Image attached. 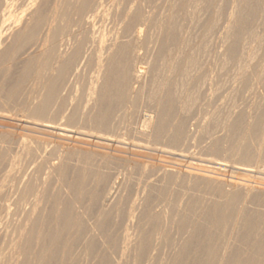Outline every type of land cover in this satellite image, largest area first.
<instances>
[{
  "label": "rangeland",
  "instance_id": "rangeland-1",
  "mask_svg": "<svg viewBox=\"0 0 264 264\" xmlns=\"http://www.w3.org/2000/svg\"><path fill=\"white\" fill-rule=\"evenodd\" d=\"M31 1L34 3L35 0H0V6H1L0 7V13H1L0 14V31H1L0 36L1 37L6 36L3 40L4 42L1 45L2 47H0L1 52H4V53H2L4 55V57H3L2 61L0 62V98L3 99L4 96L9 94L10 90H12V89H14L12 91V93L14 94V96H16V99L12 100L14 102L10 101L11 105H10V103H8L12 109L9 107L8 104L6 106L5 105L6 103H4V105L6 107L3 105V107L1 108L3 103L0 102V104H1L0 105V108H1L0 114L1 113L4 114V115H2V114L0 115V118L3 119V120L0 119V126L2 125L0 128V132L2 130L8 132L12 128L10 130L9 134H6L7 136L4 135V137H1L2 140L0 138V141L4 142V144L6 145L5 146L4 144H2L3 149L0 148L1 149L0 150V160L2 162H4L6 160V156H8L6 154L10 153L11 152L10 150L13 148V146H15V148L12 149L13 152L10 153V154L13 153V155H15V156H13L14 159H13V157H10V156H12L10 154H9L10 156L7 157V158L10 157V159H8V160L11 163L8 160H6L7 161V165H6L5 164L6 162L2 163L0 161V163H1L0 169L3 172V173L0 172V188L3 187V188H1L2 190L0 189V191H1L0 192V198H3L4 204L6 202H8L9 200H11V201H9V203H6V205H3L2 201H1L2 199L0 200V207L7 208L6 206L8 204L7 209L9 210V212L7 209L6 210L4 209V211H3V209L0 208V217H2L4 214H6L2 217L3 219L2 218L0 219V226L2 227V228L0 227V234H2V235H0V238L2 237L0 239L1 240L0 241V244H1V246H0V262L1 263L0 264H6L7 261H10L8 259L9 255H10L9 250L12 248V244L9 245V243L11 242V240H10L11 235L10 234H12L11 231H13V229H14L15 219L17 220L19 218V216H16V214H18V212L20 214V212H21L19 210H16L18 208V206H17V208L16 207L14 208V206H16V204H17L16 200H17L18 196H16V195H18V194L16 193V188H15L16 185L13 183H16V181L19 180L18 179L19 177H21V178L23 177V176H21L22 173H23L22 175H24V174H28L30 171L33 173V177L34 176L36 177V175L39 177H43V175H44L43 178L46 180V181H43L44 179H42V178H41L42 180L40 178H39L40 179L39 180L38 177H36V178L34 177L36 180V182H35V180L33 181V179H32L33 184H34V182L37 184V182L39 183V181H42L39 183V185L44 190V191H42L44 195L41 194V196L43 195L44 197L42 196V197H40V199L44 198L43 200L45 202L44 203L41 200L42 203H41V201H39L40 204H39V202L37 204L38 208H36V209H37V212L39 215L37 216L36 219H39V220H37L39 225L38 224L36 225L37 229L35 232L38 231L39 226L41 224V227H43V228H40L39 233H41V231H42V233H45V235L47 237L52 236V235H54V236L56 235L55 242H54L55 247L53 244L51 250H49L43 254L44 255L43 258H45L44 259L45 264H60V263L61 264H70V263L71 264H98V263L99 264H115L116 262H118L116 264H119V263L120 264H218V263L221 264L222 259H223L222 264H264V193H263L264 192V72L261 73V76L253 77V76H251L249 67L247 66L248 64L249 65L252 64V66H253L255 63L261 61V59L264 57L263 56L264 55V50H263L264 49V13H261L262 11L260 9L263 7V5L257 6V5H254V3H253L254 6L250 5L249 3H252V1L254 2V0H251V1L250 0H247V1L246 0H241V1L240 0H186V1L185 0H183V1L182 0H174V1L169 0V2H168V0H165V1L164 0L163 1L162 0H121V1L120 0H105V1L101 0V2H100V0H97L99 2H96V0H94L95 4H94V2H92V0H89V1L86 0L90 4L86 3V5H83L84 0H77V1L81 2L82 6H85L84 8L88 7L87 8L88 10H87V9L81 8L82 6L80 5L79 2L77 3L76 0H46L45 2L43 1V5H44L43 9L44 8L45 9L44 10L42 9V12H40V14H41L40 17H42V22L40 23V25L39 26L30 25L29 28L24 29V33L25 34L27 33L26 35L30 34L28 36V37H30L29 39H27L28 37L25 34H22L25 36H22V35H20L21 37L18 36L17 37L18 39H17V38H15L16 37V34H14L15 31L17 34L21 33L22 29L24 28L23 25H26L27 23H28V25L30 24L29 20H28V22L26 20L29 17V14L33 11V9H31V7L33 5ZM235 1H236V4H234ZM132 2H133V5H135V6L131 5ZM1 4L4 5V7H2ZM78 4H79V6H78ZM84 4H85V2H84ZM91 4L94 7L90 13V11H89L90 8L88 5L91 6ZM238 4H239V7H237V8H239V10H236L234 12H235V14L239 15V17L242 18L241 19L242 21H240V18H238V20L232 19L231 21H233V20L234 21L229 22V25H228V16H229V14H231V11H232L231 7L233 5L238 6ZM246 4H248V5L246 6ZM48 5H49V7H48ZM96 5H98V6H96ZM50 7H52L51 9H53V7L55 8V14L56 15H55V18L53 19V22H52V26L54 28L52 29V27H51V31H50V32H52V34L55 35V37L53 40V36L51 34L52 38L50 37L48 40H46L44 42L48 46L49 45L53 46V47L49 46L53 50H50V48L47 45H43L45 43H43V38H42V37H44L46 39V35H44V34L45 33L48 34V32H49V28H48L47 23H49L51 13L53 12L50 9ZM253 7H254V9H255V7L257 9L254 10ZM48 8L52 12H50V10ZM129 8L131 9V11L132 10L133 11L131 12L129 10ZM169 8H170V10H169ZM8 9H10V10H8ZM82 9H83V11H82ZM240 9H242L241 12H240ZM6 10H8V11H6ZM84 10H86L89 18L87 16V14L83 15V12L86 13ZM245 10H247V11L245 12ZM80 11H81V13H80ZM237 11H239V12H237ZM127 12H129L130 15ZM126 13L128 14V16L130 18L127 17ZM10 14H11V16H10ZM23 14L27 15V16H25L26 17L25 19H23L24 18ZM80 15H81V17H79ZM124 15H126V16H124ZM131 15H132V17H131ZM82 16L83 17L85 16V17L83 18ZM134 16H135V18H134ZM138 17H140V18H138ZM17 18H20V20ZM123 18L128 19V20H125ZM139 19H141V20H139ZM120 20H122V21L120 22ZM137 20L142 21V23L139 22L142 25H140L137 22ZM10 21H12V22H10ZM123 21H125V22H123ZM161 21L163 22V24ZM14 23L15 24L18 23L20 26L18 24H16L18 26H15ZM135 23H137V24H135ZM207 24H209V25H207ZM7 25H8V27H7ZM126 25H129V26H126ZM135 25H137V26H135ZM138 25L142 26L143 28L141 27V29H140V26H138ZM239 25L241 27H243V26L244 27L241 29V27ZM2 26H4V27H2ZM10 27H11L12 31L15 30L14 33L12 31H10V29H9ZM135 27H137L136 29L142 30V38L144 37L143 43L134 51L138 55H135L134 52H133L134 53L133 55L131 54L132 53L131 50H134V45L132 42H130V43L128 42V39L130 41V33L129 32L131 30L133 31L135 29ZM2 28H4V29H2ZM129 28H131V29H129ZM18 30L20 32H18ZM116 30L117 31L121 30L120 32H122V33L119 34V32L117 33ZM144 32L146 33V35ZM11 33H13L14 35ZM5 34L9 35V38H7V35H5ZM116 34H119V36L122 34L123 35L125 34V36L122 35L123 38L121 39V40H123V43L124 42L125 43L124 44L122 43L121 47H119L120 50L117 49V53L113 52L114 58H112V56H111L112 54L109 55L112 58L110 60L111 61L110 62L108 59L109 56L106 53V51H107L106 48L108 46L107 44H109V40L112 39ZM11 35L14 36L13 39H12ZM154 35H157L158 39H155V38H157V36H154ZM122 36H120V37H122ZM145 36H146V38H145ZM149 36H152V37L149 38ZM61 37H63L62 39L64 41L61 39ZM79 37H80V39H79ZM162 38H163V40H162ZM149 39H151V41ZM49 40H52V41L49 42ZM154 40H155V42H154ZM252 40L254 43L252 42ZM22 41H24V42H22ZM25 41H27V42H25ZM65 42L66 43L69 42V43L66 45ZM24 43H25V45H24ZM54 43H56V44H54ZM76 44H79V45L77 46ZM83 44H85V45H83ZM55 45H57V46H55ZM128 45H129V47H131V50H129L130 48L128 47ZM217 45H218V47H217ZM252 45L256 49H254ZM86 46L87 47L90 46V47L87 48ZM57 47L61 50L65 49V48L66 49L69 48L68 50L71 49V51L77 47L76 50L78 49L79 53H77V51H75V52L77 53V57L79 59L76 58L75 61L77 64V66H76L77 70L76 71H78V72L75 71L77 73V76H76V73L73 72L74 73L73 74V73L69 72L66 74L67 76L66 75L63 76L64 78L62 80L60 79V81L59 80L57 81L56 86H58V87L55 86V88H56V91L57 90H59V91H57L58 93L55 92V96L58 97V100H57V97H55V99L57 100L56 101L57 103L54 100L55 105L53 104L54 106H52L51 110H49L50 113L48 112L49 120L50 121L52 119L55 121L58 120L59 122L58 121L57 122L51 121V122L54 123L55 126H58L56 124H59V128H63L64 130L65 129L68 130V128H69L68 131H71L72 135L74 137L76 136L77 139L81 138V140L85 139L86 141H88V139L90 138L89 142H92V140L97 141L98 138H106L112 142H114V140H115L114 144H117V146L123 148V151L125 152V153H120V154L118 153L117 154V152H114L112 150H109V149L105 150V149H100V148H97V149H100L97 151V149L91 145H88V146L86 145L87 147L84 146V148L86 150L85 154H84L83 150H81V151L76 150L75 152H77V154L74 153V151H72L70 154L73 156L70 155L71 157L69 156L68 159L70 160L72 157H75L74 158L75 160H73L74 162L71 160L72 163L68 159H67V161H65L64 164H66V166H64V164H63V167L61 168L62 171L60 170L62 172L61 173L62 175L60 174V176H59L60 178H62V176H65V177H63L62 179H60L58 177L60 180L57 177H55V179H54L53 177L55 175H53V176L49 175L50 178H48V173H47L48 169H46V167H47L46 165L56 163V159L53 155L52 156L54 158H52V156L48 157V155H47L48 151L47 150H46L47 152H45L46 155H43L44 154L43 151H45V150H43V151L42 150H40V151L36 150L35 151L34 148H28L26 150H28V151L30 150L29 153L26 150L22 149V150L26 151L27 156L29 154L28 157L26 155L23 157L25 152L23 153V151H21V148L19 150V147H21V146L18 145L17 138L15 136L17 132L18 133L22 132L21 133L22 135H25V136L28 135V137H30V138H33V136H34L35 139L37 137L40 139V134H41V138L43 137L41 140L47 139L49 136V134H47L46 132L29 125V123H37V122H33V121L30 122L31 119L29 118V115H28L29 111H27V110H30L29 107L27 106L29 103L27 101H30V100L26 99V97H30L31 95L34 94V92L36 93L37 89L34 86L41 85L42 81H44L45 78L47 77L45 74L46 73L49 74V71L47 69L46 70H44V69L49 67L48 64L49 65L51 64L52 59H53L52 56H54L56 54V52L59 51V50H57L58 49ZM101 47H105L104 50L100 49ZM213 47H215V48H213ZM244 48L245 49L248 48V53H247V51L245 52ZM87 49H89V50H87ZM257 49H259L257 52L259 57L260 58L262 56L263 57L261 59L257 58V60H255L254 57H258V55L256 53ZM48 50L53 51V52H48ZM123 50H125V51H123ZM118 51H120L121 53H118ZM86 52H88V53H86ZM97 52L98 53L101 52V55H100V53L97 54ZM125 52H127V53L125 54ZM249 52L251 54L252 53L253 54L251 55ZM122 53H124V54H122ZM78 54H80V55L78 56ZM104 54H105V57L103 56ZM119 54H121L122 56ZM247 55H250L252 57L248 56V58H247ZM253 55H254V57H253ZM97 56H99V57L97 58ZM133 56L134 57L138 56V57H140V59L138 57H137V59L133 58ZM222 56H223V58H222ZM39 57H41L40 60H39ZM90 57H91V59H90ZM245 57L248 60L252 59V58H254V59L248 61ZM96 58H97V61H96ZM131 58H132V60H131ZM44 59H46V60L44 61ZM85 59H88V60H85ZM98 59H101L102 62H104V61L106 62L108 59L109 66L107 65L108 61L106 63L105 62L103 63L106 65V67H104L105 65H103V67H102V69H103L102 71H104L103 75H101L103 77V78L101 77L103 79V80L101 79L102 83L104 82L102 84L103 87L101 86V88H100L101 91L99 90V92H97V95L94 96V99L92 101H89V100H87V95L89 92L88 87H89V85L92 86L93 80L95 81L94 77L97 76L96 72L98 71L97 69L99 67H96V66L101 62V60L98 62ZM124 59H126V60H124ZM129 60H131V61H129ZM254 60L257 62L253 63ZM262 60L263 61H261L259 64L257 63L258 69L260 68V70L262 69V66L264 64V58ZM8 61H9V63H8ZM30 61H31L32 65H31ZM49 61H51V62H49ZM81 61H83V62H81ZM247 61H248V63H247ZM42 62H45V63H42ZM121 62H123V64L127 62L126 65L129 63L128 64L129 66H131V64L133 65V63H137L138 66H140L139 68L140 69L142 68L141 70L145 73V76H146V77H144V79L145 78L146 79L143 80L140 83V85H137V86L134 85L137 88L136 93L133 97L135 100L133 98L129 99L130 102H127V101H129L128 100L129 97H127V95H126V92L129 88V84H128L129 82L127 79L128 77H126L128 75H123L124 72L120 73L121 71H124L122 69L120 71V68H121L120 65L122 64ZM243 63H244V65L247 63L246 67L244 65H242ZM35 64H36V66H34ZM45 64H46V66H45ZM118 65H119V67H118ZM170 66L173 68H171ZM24 68H26V69H24ZM108 68H109V73H111V74L108 73ZM115 68L117 69L116 71H115ZM28 69H30V70H28ZM48 69L50 70V67ZM24 70H26V71H24ZM36 70H41L39 72L37 71L38 73H41V74H38L36 72ZM106 70H107V74H105ZM251 70H253V69H251ZM263 70H264V68H263ZM43 71H44V73H43ZM248 72H249V75H248ZM112 73L114 76L112 75ZM32 74H34L35 76ZM95 74H96V76H95ZM69 77H70V79H69ZM112 77H114V78H112ZM37 78H38V80H37ZM50 78H55V76L53 75V77H50ZM125 78L127 79V82H126ZM257 78H259V79H257ZM105 79H107V80H105ZM33 80H35V81H33ZM39 80H41V82ZM101 80L99 82H101ZM106 81H107V83H106ZM124 81H125V83H124ZM89 82L90 83L92 82V83L90 84ZM121 82L124 84H127L128 85V86L126 85L127 88H123L125 86H122ZM105 83H106V85H105ZM197 83H199V84H197ZM109 84H110V86H109ZM261 85H262V87H261ZM105 87H107L108 89ZM118 88L119 89L121 88V89L118 90ZM139 88H141V89H139ZM125 89H127V90H125ZM116 90H117V92H116ZM16 92H18V93H16ZM27 93H29V94H27ZM56 93L59 96L56 95ZM114 93L118 96H115ZM66 95H67V97H66ZM14 98L15 97H13V99ZM160 99H161V101H159ZM15 101H16V103H15ZM94 101H96V102H94ZM54 102H52V103H54ZM92 103L93 104L95 103V104L93 105ZM123 104H125V105H123ZM13 105H15V106H13ZM163 105H165V106H163ZM4 107L7 110L6 113L4 111L5 110ZM17 107L18 108L20 107L19 108L20 110ZM104 107H105V109H104ZM2 109H4V110H2ZM10 109L12 112L10 111ZM89 109L91 110V112ZM1 111H4V113ZM66 112H67V114H66ZM156 113H157V116H156ZM26 114L28 115V117L26 116ZM10 115H11V117H10ZM24 116H26V119ZM68 116H70L71 119L74 117H76V118H74L70 121L67 119L65 120V118ZM98 116L99 117L101 116L100 118L102 120ZM104 116H106L108 121H106V118L103 119ZM147 116L148 117L152 116L151 120H153L152 124L154 127L151 126L152 128H150V129L152 131H149L148 133H144L140 130L141 120L143 119V117H147ZM4 117L6 118V120ZM8 118H10V119H8ZM93 118L95 119L94 122H93V120H94ZM27 119H30L29 123H28V121L26 122ZM91 119H93V120H91ZM96 121L101 122V123H98ZM102 121L105 123H103ZM106 122H107V125H109V126L106 125ZM14 123H15V125H14ZM25 123H27V124H25ZM97 123H98V125H97ZM84 124H86V125H84ZM102 124H104V125H102ZM20 126H22V127H20ZM23 126H25L26 128ZM104 126H106V127H104ZM6 127H9V128H6ZM17 127H18V130H17ZM70 127L74 128V129L71 130ZM14 128L17 130V132ZM27 128H29L30 130ZM96 128L100 134L97 133L96 135H94L97 132L94 130ZM31 129H33V130H31ZM35 129H37V131ZM88 129H90V131L91 130L95 131V132H93L94 134L92 133V131H91V133H89L90 131ZM38 130H39V132H38ZM81 131H84V133ZM111 132L114 133V136H112L113 134ZM190 132H192V133H190ZM28 133H30V136ZM82 133H83V135H81ZM168 133H169V135H168ZM10 134H11V136H10ZM91 134H93V135H91ZM43 135H45V136H43ZM210 135H212V136H210ZM93 136H95V137H93ZM177 136H178V138H177ZM8 137H9V139H8ZM10 137H12V138H10ZM83 137H84V139H83ZM38 138L36 140H39ZM49 138H50V136H49ZM120 138H121V140H120ZM5 139H6V141H3ZM129 139H131V140H129ZM118 140H119V143L117 142ZM127 141L129 144L127 143ZM7 145L8 146L12 145V146L8 147ZM0 146H1V144H0ZM7 148H9V152L7 151L5 153V151L8 150ZM87 148H89V149L91 148L90 149L91 152L93 150L94 157H96V156L98 157V155L100 154V157L103 156V157H105V159L103 158L101 160V158H94L92 155L93 152L91 153ZM243 148H244V150H243ZM4 149H5V151H3ZM94 149H96V150H94ZM149 149H151V151ZM152 149H154V150H152ZM161 149H164V150H161ZM15 150H16V153L14 152ZM37 151H38V153H37ZM41 151H42L41 154L43 156H39V155H41L40 154ZM95 151H97V152H95ZM99 151H101V152L98 153ZM164 151L165 152H172L173 151L174 153L176 152L178 154H182V155L184 154L186 159L183 160V159L176 157L177 159L172 158L171 160L170 159L164 160L161 158V157H163ZM180 151H181V153H179ZM3 152H4L5 158H3V155H2ZM21 152L23 155L21 154ZM31 152L37 153V155L39 157L43 158V159L40 158V160L42 159L44 161V158H47V157L50 158L51 157V159H54V161H55V162L54 161L51 162L52 160L50 159L51 161L49 160L48 161L49 164L44 165L45 167L42 166L43 164L40 165V163L43 162L42 160H41L42 162H39V165L42 166V168L39 166L40 170L43 168L46 169V170L45 169L43 170V172L45 174H43L42 171H40V172L36 171L37 173L42 174V176L33 172L35 170H38L39 167L37 165L38 162L35 163V160H34V162L32 161L34 158L32 156H35V154L31 153ZM87 152H88V154H87ZM89 152L91 154H89ZM242 152H246V154L248 153V155L244 154L245 156H243ZM109 153L112 155H110ZM19 154H21V155H19ZM30 154L32 156H30ZM101 154H103V155L101 156ZM38 156L37 157L35 156L36 159L38 158ZM76 156L80 157L79 159H82L83 161H80ZM122 156H124V159ZM31 157H32V159H31ZM88 157H89V159H88ZM29 159L33 163H35L36 165L35 164L33 165L32 162H29L30 161ZM92 159L94 161L96 159L97 161L94 162ZM120 159H123V160H120ZM24 160H27V162ZM76 160H79L78 161L79 164H75L77 162ZM87 160L88 161L90 160V162H88ZM125 160L127 162H129L130 165L133 164L132 165L133 167L130 166L129 163H126ZM37 161H39V158L37 159ZM134 161H136V162H134ZM204 161H206V162H204ZM8 162H9V164H8ZM25 162L27 164L30 163L33 166L27 165ZM44 162H46V161H44ZM81 162H84V163H81ZM97 162L98 163L101 162L102 164L100 163V165L97 166V164H98ZM124 162H125V165H124ZM131 162H133V163L131 164ZM207 162L210 163V165ZM80 163L83 165L86 163L85 164L86 166L84 165L86 168H84V166L80 165ZM91 163L93 166H90ZM93 163H95V164L97 163L96 166ZM105 163L108 166H106ZM135 163H137V164L135 165ZM151 163H153V164H151ZM158 163H160V164L157 165ZM205 163H206V165H205ZM215 163L216 164L220 163V164H224V165L227 164V166H229V167H233V165H234V167H236V166L242 167L243 165H249L250 167H252L250 169L254 170L253 171L254 173H251L250 175H248L249 177L248 176L244 177V175H241V174L238 175V173H236L237 174L236 175L235 171L230 170V169H228V172L227 171L226 172L218 171L215 168L209 169V166H211L212 164H215ZM155 164H156V166H155ZM162 164L166 168H170V167H171V169L178 168L176 170L181 169L180 171H184V172L186 171V172H190V173L193 172V173L192 174L189 173L190 176L184 175L185 178H184V176H182V177L179 176V178H177L176 176L171 175L170 177H167L164 179L162 178V180H161L160 178L162 176L160 174V170H161L160 168L163 167V166H161ZM2 165H4L5 167L7 166V167L5 168ZM8 165H10V167ZM102 165L105 166V169ZM126 165H128V166H126ZM20 166L22 167V169ZM26 166H27V170H26ZM35 166H36V168H34ZM146 166H148V167L151 166V168L147 167V169H145ZM3 167H4V169H3ZM17 167L19 168V170ZM98 167H100V168H98ZM23 168H24V171H23ZM30 169H32V170H30ZM140 169L142 170V172L146 171L145 172L146 175L144 172L142 173ZM6 170L7 171L9 170V172H7ZM17 170L19 172H20V170L23 171V172H20L19 177L17 174L18 172H16ZM63 170H65V171H63ZM148 170H149L148 173L151 174L150 176L147 174ZM60 171H59V173H60ZM15 172H16V174H15ZM96 172H97V174H95ZM110 172H111V175H110ZM155 174H157V175H155ZM29 175H30V173H29ZM57 175H59V174H57ZM95 175H98V177L97 176L95 177ZM158 175H160L159 176L160 178L158 177ZM196 175H198L197 178H196ZM101 176H104L102 178H105L107 176L106 179L101 178V180H107V178H109V176H110L109 179L114 178V180L119 181V183L123 182V183H121V185L122 184L123 185L120 186V188H119V191H118L119 193L117 192V194H116L118 197L116 198L115 197L116 195L114 196V198H115L114 201L116 203L113 201L112 202L113 205L111 204L108 207H106V210L108 209L107 211L104 210L105 207H102L100 203L98 204L99 196L101 195V192L103 190L102 187L105 186L104 185L105 181H102L103 183H101V180L99 179V177H101ZM194 176H195V179H194ZM207 176L209 178H207ZM217 176H219V177H217ZM94 177L98 178L100 180L99 182H100L101 186H99V182H97L98 179H97V181L93 180ZM175 177L177 178L178 181L176 180ZM215 177H217V179H214ZM47 178H48V180H47ZM188 178H190V179H188ZM202 178H206V179H202ZM210 178H212V179L210 180ZM14 179H16V180H14ZM37 180H39V181H37ZM56 180H57V182H56ZM89 180L91 183L89 182ZM215 180H217V181H215ZM221 180H223V182L224 181H226V182H224V184H223ZM63 181H64L65 185L68 184L67 186L69 188L71 187V185H73V187H72L73 189L70 188L68 191V187L63 184ZM73 181H75L76 183ZM95 181L97 182L98 185H96V183H94ZM43 182L44 183L46 182V187L45 186L43 187V185H45ZM220 182H221V184H220ZM41 183H42V185H41ZM244 183L247 185V188L251 190V193L249 195L250 197L248 196L247 199H245L247 201V203H246V201H244V198H243L244 197L243 188H244V186H246ZM9 184H11V185H9ZM36 184H35V186H39ZM74 184H76V185H74ZM88 184L89 185L93 184L92 186H94V184H95V186H94L95 188L92 187L91 185L89 186ZM238 184L239 185L241 184V187ZM80 185L82 187H80ZM248 185H250V186H248ZM61 186H63V187H61ZM64 186L67 188H64ZM229 186H232V188H231L232 194L226 195L227 190L230 189ZM235 186L238 188L240 187V188L237 189V188H235ZM254 186H255V189L253 191L252 189L254 188ZM40 187H33V189L35 190L37 188L41 191L42 189H40ZM47 187L49 190L47 189ZM59 188H61V189H59ZM93 188L96 190L98 188V190H97L98 194H97V191H95V190H94V192H96L95 194L93 191H91V190H93ZM257 188H259L260 192L256 191V190H258ZM13 189H14V191H13ZM52 189H54V190H52ZM83 189H85V190H83ZM100 189H102L101 192H100ZM46 190H47V192H46ZM90 191L92 193H90ZM49 192H50V194H49ZM223 192H225V193H223ZM12 193H15V194H12ZM79 193H80V196L78 197ZM72 194L74 197L76 195L75 200H74V197L72 196ZM91 195H93V196L96 195L95 198L98 197V199L96 198V200L94 201L97 205H94L95 204L94 202L90 203L88 201V199L90 198ZM232 195H234V197L230 198L229 196H232ZM8 197H10L9 200H7ZM15 197H17V198H15ZM12 198H14V199L12 200ZM29 198H30V200L33 199L31 196ZM70 199H71V202H70ZM77 199H79V201ZM59 200H60V202H59ZM56 201L62 206L63 209L61 208V206H59L58 203H57L58 205H56V203H55ZM61 201H62V204L64 203L63 205L61 204ZM77 201H78V203L80 202V204L82 203L81 204L82 207L80 206L81 209L77 207V204H78ZM139 201H140V204L142 203L141 205L139 204ZM83 202L85 203V205L83 204ZM54 203H55V206H54ZM86 203H87V205H86ZM137 203L139 204V206ZM10 204H11V206H10ZM41 204H43V205H41ZM73 204H75V205L73 206ZM89 204H90V207H89ZM242 204H244V205H242ZM1 205H3V206H1ZM152 205H154V206H152ZM42 206H44V209ZM86 206H88L89 208L87 207L88 208L87 209ZM25 207L26 208L30 207V204L25 206ZM25 207H23V209ZM40 207H42L41 209L44 210L43 214H42V210L40 209ZM56 207L57 208L59 207V208L57 209ZM72 207L74 208V210ZM82 208H83V210H82ZM66 209L68 210V212ZM216 210L217 211L219 210L218 211L219 213L216 212ZM225 210H226V212H225L226 214L224 213ZM238 210H240V211H238ZM81 211H82V214L84 216L81 215ZM102 211H104L105 213H103ZM131 211L134 212V214ZM2 212H5V213H3L1 216ZM106 212H110V213H106ZM66 213H67V215H66ZM130 213H132L131 215H133L132 217H134V218H132V217L128 218L127 217V215ZM101 214H103V215L105 214V216L102 218L103 215L101 216ZM49 215H50V217H49ZM98 215L101 216L100 221H99L100 216H98ZM165 215H166V217H165ZM220 215L221 216L227 215V218L223 219V217H220ZM41 216H43V218H41ZM69 216L70 217L72 216L71 217L72 219ZM4 217H8V219L4 218ZM66 217L68 218V220ZM126 218L131 220L133 223L131 221H129V225H128V219H126ZM135 218H136V220H135ZM236 219H237V221H236ZM10 220H11L12 224L10 223ZM92 220H94V221H92ZM221 220H222V222H220ZM37 221H35V222H37ZM40 221H43V222H40ZM51 221H52V223H51ZM55 221H57V222H55ZM76 221H78L80 225H78V222H76ZM95 221H97V222H95ZM93 222H95V226L97 229L96 233H98V234L94 233L97 236H95V235L93 236V234H92L93 237L90 234V240H89L90 242H89L87 239V238H89L88 237L89 234H87V233L90 230L89 225H91V226L94 225ZM97 223H98V225H97ZM234 223H235L234 229L232 232H230L231 226ZM131 224H133V225L131 226ZM3 226L5 227L4 229H3ZM98 226H99V229H98ZM62 227H64V228H62ZM235 227H236V229H235ZM45 229H47V230H45ZM64 229L67 231H65ZM127 229L129 230V233H130L131 229H133L131 233H133L134 235L126 233V232H128ZM158 230H159V232H157ZM234 230H236V231H234ZM48 231H50V232H48ZM76 231H78V232H76ZM134 231L135 232L137 231V232L134 233ZM138 232H140V233H138ZM159 233H160V235H159ZM139 234H140L141 238H139ZM104 235L105 236L107 235V236L105 237ZM125 235H126V237L128 236V238L131 236L133 238V236H134V239L138 235V237H136V239H139V241L138 240H137L138 242L133 241L134 239H132V238H131L132 241H130L129 240L130 238L129 239L127 238L130 242H132V243L128 244L129 243L128 240L124 239ZM6 236H7V238H6ZM159 236H160V238H159ZM69 237H70V239H69ZM97 237L99 239H97ZM100 237H102V238H100ZM228 237L231 238L232 243H230V246L228 248L229 251L226 252V256L224 254V257L221 258L220 257L221 256V253H220L221 248L223 246V243H225L227 241ZM73 238H74V240H73ZM154 238H155V240H154ZM157 239H159V240L161 239V240L159 241ZM225 239H226V241H225ZM124 240H125V242H124ZM83 242H84V245H83ZM115 243H116V245H115ZM125 243H127V244L125 245ZM87 244L91 247L93 246L92 248L90 247L91 250H88L89 248L87 249L88 251L84 250V246ZM122 244L124 246H122ZM258 244H260V245H258ZM5 245H8V246H5ZM62 245L64 247H62ZM95 245H97V246H95ZM129 245L132 249L130 247H128ZM135 245H138V247L136 246L134 248ZM141 246H143V247H141ZM219 246H220V248H219ZM5 247H6V249H5ZM122 247H125L123 249L126 250L127 253L126 252L122 253V251H121V250H123ZM140 247L143 249V250H141L142 252L139 250V249H141ZM217 247H218L219 251L217 250ZM1 248H3L4 250L3 249L1 250ZM32 249H34V248H32ZM68 249H69V251H68ZM60 250H61L62 254L60 253ZM132 250H134V251H132ZM214 250L216 252H214V254H212V252ZM1 251H4V252H1ZM10 251H12V249ZM210 252H211V254H210ZM2 253L5 254V256H2L3 255ZM8 253H9V255H8ZM120 253L122 255H120ZM124 253H126V254L123 256ZM66 255H67V257H66ZM31 256L32 255H30V254H26L24 257L26 259H24V258L20 259L21 261L19 260V264H22V263L23 264H31L30 263V261H31L30 257ZM28 258L30 260L27 261ZM99 258H101V259H99ZM46 260H48L49 262H47ZM145 260H147V261H145ZM148 260H149V262H148Z\"/></svg>",
  "mask_w": 264,
  "mask_h": 264
},
{
  "label": "bare ground",
  "instance_id": "bare-ground-1",
  "mask_svg": "<svg viewBox=\"0 0 264 264\" xmlns=\"http://www.w3.org/2000/svg\"><path fill=\"white\" fill-rule=\"evenodd\" d=\"M43 1L45 2L46 0H35L34 1V3L32 2V7H31V9H33V11L29 14V17L27 18V22H28V20H29V22H30V24L28 25V23L26 24V25H23V29H22V31H21V33H16V31L15 30H13L12 31V29H11V27L9 28L10 29V31H12L13 33H14V31H15V33L14 34H16V37L15 38H17L18 36H20V35H22V34H25L24 33V29H27V28H29L30 27V25H32V26H39L40 25V23L42 22V17H40V12H42V9H43V7H44V5H43ZM77 1V0H76ZM89 1V0H88ZM105 1V0H104ZM121 1V0H120ZM163 1V0H162ZM165 1V0H164ZM172 1V0H171ZM174 1V0H173ZM183 1V0H182ZM186 1V0H185ZM241 1V0H240ZM247 1V0H246ZM251 1V0H250ZM249 1V2H250ZM4 2V1H3ZM55 2V1H54ZM80 3V5H81V2L80 1H77V3ZM84 2H85V4H84ZM84 2H83V5H86V3L87 4H90L89 2H87L86 0H84ZM92 2H94V0H92ZM96 2H99V1H97L96 0ZM100 2H101V0H100ZM119 2V1H118ZM127 2V1H126ZM168 2H169V0H168ZM248 2V3H249ZM50 3V2H49ZM60 3V2H59ZM58 3V4H59ZM103 3V2H102ZM137 3V2H136ZM234 3V2H233ZM253 3H254V5H263V7L262 8H260L261 9V13H264V0H254V2L252 1V3H249L250 5H252V6H254L253 5ZM7 4V3H6ZM45 4V3H44ZM70 4V3H69ZM73 4V3H72ZM94 4H95V2H94ZM131 4V3H130ZM129 4V5H130ZM152 4V3H151ZM234 4H236V1H235V3ZM244 4V3H243ZM242 4V5H243ZM2 5V4H1ZM12 5V4H11ZM63 5V4H62ZM131 5H133V2H132V4ZM140 5V4H139ZM143 5V4H142ZM170 5V4H169ZM232 5V4H231ZM241 5V4H240ZM245 5V4H244ZM248 4H246V6H247ZM47 6V5H46ZM78 6H79V4H78ZM82 6V5H81ZM89 6V8H90V13H91V11L93 10V5L91 4V6L90 5H88ZM96 6H98V5H96ZM133 6H135V5H133ZM172 6V5H171ZM227 6V5H226ZM245 6V7H246ZM1 7V6H0ZM2 7H4V5H2ZM48 7H49V5H48ZM85 6H82L81 8H84ZM87 7V6H86ZM118 7V6H117ZM130 7V6H129ZM237 7H239V4H238V6H232L231 7V14H229V16H228V25H229V22H233L234 20H238V18H240V21H242L241 19V17H239V15H237V14H235V12L234 11H236V10H239V8H237ZM243 7V6H242ZM241 7V8H242ZM251 7V6H250ZM52 7H50V9H51ZM88 8V7H87ZM87 8H84V9H87ZM134 8V7H133ZM132 8V9H133ZM139 8V7H138ZM149 8V7H148ZM173 8V7H172ZM198 8V7H197ZM45 9V8H44ZM43 9V10H44ZM49 9V8H48ZM47 9V10H48ZM49 9V10H50ZM97 9V8H96ZM175 9V8H174ZM253 9H254V7H253ZM255 9H257L256 7H255ZM254 9V10H255ZM8 10H10V9H8ZM8 10H6V11H8ZM53 12H52V11ZM50 10V12H52L51 13V17H50V21H49V23H47L48 24V28H49V32H48V34L47 33H45L44 35H46V39L44 38V37H42L43 38V43H45L44 41H46V40H48L50 37H51V34H52V32H50L51 31V27H52V29L54 28L53 26H52V22H53V19L55 18V8L53 7V9H51ZM88 10V9H87ZM95 10V9H94ZM128 10V9H127ZM129 10L131 11V9L129 8ZM169 10H170V8H169ZM241 10L242 9H240V12H241ZM244 10V9H243ZM251 10V9H250ZM2 11V10H1ZM5 11V12H6ZM82 11H83V9H82ZM85 12H86V10H84ZM125 11V10H124ZM133 11V10H132ZM131 11V12H132ZM137 11V10H136ZM247 10H245V12H246ZM57 12V11H56ZM138 12V11H137ZM229 12V11H228ZM237 12H239V11H237ZM4 13V12H3ZM80 13H81V11H80ZM89 13V12H88ZM95 13V12H94ZM128 14H129V12H127ZM126 13V15H127V17H129L128 16V14ZM154 13V12H153ZM249 13V12H248ZM260 13V14H261ZM1 14V13H0ZM84 14H87V12L86 13H84L83 12V15ZM122 14V13H121ZM170 14V13H169ZM24 15V14H23ZM76 15V14H75ZM92 15V14H91ZM94 15V14H93ZM126 15H124V16H126ZM130 15V14H129ZM134 15V14H133ZM139 15V14H138ZM262 15V14H261ZM9 16V15H8ZM10 16H11V14H10ZM25 16H27L26 14L23 16L24 18L23 19H25L26 17ZM78 16V15H77ZM87 16H88V14H87ZM105 16V15H104ZM79 17H81V15L79 16ZM83 17V16H82ZM85 17V16H84ZM83 17V18H84ZM131 17H132V15H131ZM144 17V16H143ZM222 17V16H221ZM247 17V16H246ZM249 17V16H248ZM6 18V17H5ZM11 18V17H10ZM22 18V17H21ZM69 18V17H68ZM87 18V17H86ZM88 18H89V16H88ZM87 18V19H88ZM130 18V17H129ZM134 18H135V16H134ZM138 18H140V17H138ZM146 18V17H145ZM17 19H19L20 20V18H17ZM47 19V18H46ZM80 19V18H79ZM101 19V18H100ZM123 19H125V18H123ZM133 19V18H132ZM232 19H234L233 21H231ZM248 19V18H247ZM250 19V18H249ZM95 20V19H94ZM125 20H128V19H125ZM139 20H141V19H139ZM163 20V19H162ZM230 20V21H229ZM244 20V19H243ZM93 21V20H92ZM122 20H120V22H121ZM165 21V20H164ZM208 21V20H207ZM245 21V20H244ZM243 21V22H244ZM10 22H12V21H10ZM80 22V21H79ZM86 22V21H85ZM116 22V21H115ZM119 22V23H120ZM123 22H125V21H123ZM127 22V21H126ZM136 22V21H135ZM137 22L139 23V22H141L142 23V21H138L137 20ZM144 22V21H143ZM156 22V21H155ZM162 22V21H161ZM237 22V21H236ZM242 22V23H243ZM81 23V22H80ZM141 23H139L140 25H142ZM235 23V22H234ZM246 23V22H245ZM15 24V23H14ZM16 24H18V23H16ZM15 24V26H18V25H16ZM135 24H137V23H135ZM162 24H163V22H162ZM227 24V23H226ZM239 24V23H238ZM247 24V23H246ZM245 24V25H246ZM12 25V24H11ZM22 25V24H21ZM55 25V24H54ZM120 25V24H119ZM140 25H138V26H140ZM207 25H209V24H207ZM251 25V24H250ZM261 25V24H260ZM20 26V25H19ZM126 26H129V25H126ZM135 26H137V25H135ZM146 26V25H145ZM155 26V25H154ZM158 26V25H157ZM173 26V25H172ZM238 26V25H237ZM240 26V25H239ZM2 27H4V26H2ZM7 27H8V25H7ZM122 27V26H121ZM141 27L142 26H140V29H141ZM150 27V26H149ZM165 27V26H164ZM227 27V26H226ZM241 27V26H240ZM244 27V26H243ZM243 27H241V29L243 28ZM33 28V27H32ZM31 28V29H32ZM137 27H135V29L131 32H129L130 33V41H129V39H128V42L130 43V42H132L133 43V45H134V50H131V47H129V45H128V47L130 48H128L129 50H131L132 51V55L135 53L134 51H135V49H137L142 43H143V39H144V37L142 38V30H139V29H136ZM143 28V27H142ZM155 28V27H154ZM170 28V27H169ZM2 29H4V28H2ZM34 29V28H33ZM60 29V28H59ZM129 29H131V28H129ZM21 30V29H20ZM55 30V29H54ZM87 30V29H86ZM113 30V29H112ZM122 30V29H121ZM120 30V31H121ZM156 30V29H155ZM162 30V29H161ZM206 30V29H205ZM6 31V30H5ZM33 31V30H32ZM117 31V30H116ZM119 30L117 31V33L119 32V34H121L122 32H120ZM129 31V30H128ZM146 31V30H145ZM158 31V30H157ZM209 31V30H208ZM1 32V31H0ZM18 32H20L19 30H18ZM163 32V31H162ZM161 32V33H162ZM252 32V31H251ZM261 32V31H260ZM13 33H11V34H13ZM55 33V32H54ZM80 33V32H79ZM87 33V32H86ZM101 33V32H100ZM145 33V32H144ZM143 33V34H144ZM151 33V32H150ZM149 33V34H150ZM156 33V32H155ZM222 33V32H221ZM13 34V35H14ZM27 34V33H26ZM25 34V35H26ZM40 34V33H39ZM102 34V33H101ZM119 34H116L112 39H110L109 40V44H107L108 46H107V51H106V53H107V55L109 56V55H111L112 56V58H114L113 57V55H114V53L113 52H116L117 53V49L118 50H120L119 49V47H121V45H122V43H123V40H121L122 38H123V36H125V34L122 36V35H120V36H122V37H120L119 36ZM2 35V34H1ZM5 35H7V34H5ZM13 35H11L12 36V39L14 38V36ZM25 35H22V36H25ZM30 35V34H29ZM29 35H26L27 37L29 36ZM145 35H146V33H145ZM148 35V34H147ZM168 35V34H167ZM43 36V35H42ZM52 36H53V40H54V37H55V35L54 34H52ZM62 36V35H61ZM90 36V35H89ZM94 36V35H93ZM154 36H157V35H154ZM192 36V35H191ZM244 36V35H243ZM252 36V35H251ZM3 37V36H2ZM1 36H0V47H2L1 45H2V43L4 42L3 40H4V38L6 37H3L2 38ZM21 37V36H20ZM34 37V36H33ZM65 37V36H64ZM67 37V36H66ZM101 37V36H100ZM112 37V36H111ZM150 37H152V36H149V38ZM255 37V36H254ZM2 38V39H1ZM7 38H9V35H7ZM11 38V37H10ZM30 37H28L27 39H29ZM52 38V37H51ZM63 37H61V39H62ZM145 38H146V36H145ZM243 38V37H242ZM18 39V38H17ZM20 39V38H19ZM23 39V38H22ZM45 39V40H44ZM67 39V38H66ZM79 39H80V37H79ZM95 39V38H94ZM152 39V38H151ZM151 39H149L150 41H151ZM155 39H158V36H157V38H155ZM196 39V38H195ZM194 39V40H195ZM9 40V39H8ZM37 40V39H36ZM63 40V39H62ZM74 40V39H73ZM108 40V39H107ZM148 40V39H147ZM162 40H163V38H162ZM250 40V39H249ZM255 40V39H254ZM7 41V40H6ZM11 41V40H10ZM28 41V40H27ZM27 41H25V42H27ZM50 41H52V40H49V42ZM64 41V40H63ZM80 41V40H79ZM93 41V40H92ZM98 41V40H97ZM158 41V40H157ZM22 42H24V41H22ZM33 42V41H32ZM48 42V41H47ZM54 42V41H53ZM101 42V41H100ZM149 42V41H148ZM154 42H155V40H154ZM163 42V41H162ZM252 42H253V40H252ZM64 43V42H63ZM66 43V42H65ZM69 43V42H68ZM68 43H66V45L68 44ZM79 43V42H78ZM82 43V42H81ZM80 43V44H81ZM99 43V42H98ZM105 43V42H104ZM125 43V42H124ZM123 43V44H124ZM175 43V42H174ZM254 43V42H253ZM23 44V43H22ZM54 44H56V43H54ZM150 44V43H149ZM24 45H25V43H24ZM43 45H47L46 43L45 44H43ZM60 45V44H59ZM77 46L79 45V44H76ZM83 45H85V44H83ZM88 45V44H87ZM90 45V44H89ZM92 45V44H91ZM167 45V44H166ZM256 45V44H255ZM48 46V45H47ZM49 46H51V45H49ZM48 46V47H49ZM55 46H57V45H55ZM61 46V45H60ZM74 46V45H73ZM93 46V45H92ZM124 46V45H123ZM156 46V45H155ZM253 46V45H252ZM251 46V47H252ZM257 46V45H256ZM46 47V46H45ZM51 47H53V46H51ZM59 47V46H58ZM57 47V48H58ZM66 47V46H65ZM87 47V46H86ZM88 47H90V46H88ZM87 47V48H88ZM202 47V46H201ZM217 47H218V45H217ZM220 47V46H219ZM250 47V48H251ZM50 48V47H49ZM67 48V47H66ZM63 49V50H61V49H57V50H59L58 52H56V54L54 55V56H52L53 57V59H52V62L51 61H49V62H51V64L49 65L48 64V66L50 67V70L48 69V68H45L44 70H48L49 71V74H47L46 72V78H45V80L44 81H42V83H41V85H37V86H34V87H36V93L34 92V94L33 95H31L30 97H26V99H28V100H30V101H27V102H29L28 103V107H29V109L30 110H27V111H29V113H28V115H29V118L31 119V121L30 122H37V123H29V120L30 119H27L26 120V122L28 121V123H29V125L30 126H32V127H35V128H37V129H40V130H42V131H44V132H46L47 134H49V136H50V138H49V136H48V138L47 139H44V140H41L42 138H41V134H40V139L39 140H36L35 139V137L33 136V138H30V137H28V135L27 136H25V135H22L21 133H18L17 132V130H18V127H17V130H16V138H17V143H18V145L19 146H21V147H19V150H20V148H21V151H23V153L25 152V154L23 155L22 154V152H21V154L23 155V157L26 155V151L29 153V151L28 150H26V149H28V148H34L35 149V151L36 150H45V151H43L44 152V154L43 155H46L45 154V152H47L48 151V157L49 156H54L55 157V159H56V163H53V164H49V160L51 159V157L50 158H48L47 156V158H44V161H46V162H44L42 159V157H39V156H43L41 153H42V151L40 152V154L41 155H37V153H38V151H37V153H34V152H31V153H34L35 154V156L37 157L38 156V158H39V161H37V159H36V157L35 156H32L31 154H30V156H32V157H34L33 158V162H34V160H35V163H37L38 162V167L41 165V164H43L42 166H44V165H46V164H49V165H46L47 167H46V169H48L47 171V173H48V178H50V176L49 175H51V176H53V175H55L53 178L55 179V177H59L60 176V174L62 173L61 171V168L63 167V164L65 163V161H67V159H68V157L71 155L70 153L72 152V151H74V153H76L77 154V152H75L76 150L78 151H81V150H83L84 151V154H85V148H84V146L85 147H87L88 145H91V146H93V147H95L96 149L97 148H100V149H109V150H112V151H114V152H117V154L119 153H125L124 151H123V148H121V147H119V146H117V144H114V142H115V140H114V142H112V141H110V140H108V139H106V138H96L97 139V141L95 140V141H93L92 140V142H89V139H88V141H86L85 139H84V137H83V139L84 140H81V138H79V139H77L76 138V136L74 137L73 135H72V133H71V131H68L69 130V128H68V130H64L63 128H59V124H56V125H58V126H55L54 125V123H52L51 121H55V120H49V115H48V112H49V110H51V107L52 106H54L55 105V102L58 100V97L57 96H55V92H57V91H59V90H57L56 91V88H55V86H56V83H57V81L59 80L60 81V79L62 80L64 77V75H66L67 73H69V72H71V73H76V72H78V71H76L77 69V64H76V58H78L77 57V53H79L78 52V49L76 50V48L74 49V50H72L71 51V49L70 50H68V49ZM73 48V47H72ZM82 48V47H81ZM85 48V47H84ZM104 48L105 47H101L100 49H103L104 50ZM205 48V47H204ZM213 48H215V47H213ZM222 48V47H221ZM246 48V47H245ZM244 48V49H245ZM253 48H254V46H253ZM252 48V49H253ZM258 48V47H257ZM4 49V48H3ZM14 49V48H13ZM48 49V48H47ZM148 49V48H147ZM237 49V48H236ZM254 49H256V48H254ZM253 49V50H254ZM50 50H53V49H51L50 48ZM87 50H89V49H87ZM86 50V51H87ZM92 50V49H91ZM154 50V49H153ZM202 50V49H201ZM250 50V49H249ZM258 50L259 49H257V51H256V53L258 52ZM264 50V49H263ZM6 51V50H5ZM75 51H77V53L75 52ZM123 51H125V50H123ZM127 51V50H126ZM207 51V50H206ZM205 51V52H206ZM247 51V53H248V48L247 49H245V52ZM251 51V50H250ZM48 52H53V51H49L48 50ZM81 52V51H80ZM92 52V51H91ZM134 52V53H133ZM196 52V51H195ZM225 52V51H224ZM223 52V53H224ZM244 52V53H245ZM252 52V51H251ZM2 53H4V52H1V49H0V62L2 61V59H3V57H4V55L2 54ZM15 53V52H14ZM86 53H88V52H86ZM90 53V52H89ZM95 53V52H94ZM100 53V55H101V52H99ZM98 52H97V54H99ZM118 53H121L120 51H118ZM127 52H125V54H126ZM221 53V52H220ZM250 53V52H249ZM96 54V53H95ZM122 54H124V53H122ZM156 54V53H155ZM182 54V53H181ZM225 54V53H224ZM251 54V53H250ZM253 54V53H252ZM251 54V55H252ZM20 55V54H19ZM36 55V54H35ZM43 55V54H42ZM80 54H78V56H79ZM106 55V56H107ZM119 55H121V54H119ZM135 55H138V54H136L135 53ZM160 55V54H159ZM194 55V54H193ZM215 55V54H214ZM255 55V54H254ZM254 55H253V57H254ZM257 55H258V53H257ZM12 56V55H11ZM24 56V55H23ZM96 56V55H95ZM104 57H105V54L103 55ZM117 56V55H116ZM122 56V55H121ZM124 56V55H123ZM126 56V55H125ZM192 56V55H191ZM205 56V55H204ZM246 56V55H245ZM248 56H250V55H247V58H248ZM256 56V55H255ZM262 56V55H261ZM264 56V55H263ZM262 56V57H263ZM38 57V56H37ZM86 57V56H85ZM84 57V58H85ZM99 56H97V58H98ZM127 57V56H126ZM129 57V56H128ZM131 57V56H130ZM137 57L138 56H133V58H136L137 59ZM144 57V56H143ZM146 57V56H145ZM250 57H252V56H250ZM261 57V58H262ZM40 58L41 57H39V60H40ZM44 58V57H43ZM97 58H96V61H97ZM110 56H109V61L112 59ZM139 59H140V57H138ZM190 58V57H189ZM208 58V57H207ZM222 58H223V56H222ZM246 58V57H245ZM246 58V59H247ZM255 58V60H257V58H260L259 57V55H258V57H254ZM254 58H252V59H254ZM260 58V59H261ZM264 58V57H263ZM262 58V59H263ZM21 59V58H20ZM79 59V58H78ZM90 59H91V57H90ZM105 59V58H104ZM108 59H107V61H108ZM128 59V58H127ZM252 59H247L248 61H250V60H252ZM261 59V61H263ZM11 60V59H10ZM33 60V59H32ZM38 60V61H39ZM46 59H44V61H45ZM83 60V59H82ZM85 60H88V59H85ZM101 59H98V62L100 61ZM124 60H126V59H124ZM131 60H132V58H131ZM131 60H129V61H131ZM213 60V59H212ZM253 61V63L254 62H257V61ZM34 61V60H33ZM42 61V60H41ZM106 61V62H107ZM109 61H108V66H109ZM128 61V62H129ZM134 61V60H133ZM164 61V60H163ZM248 61H247V63H248ZM261 61H259V62H257L258 64L261 62ZM4 62V61H3ZM48 62V63H49ZM81 62H83V61H81ZM97 62V63H98ZM101 62H102V60H101ZM100 62V63H101ZM105 62V61H104ZM104 62H102L101 64L99 63L96 67H99L97 70V76H96V74H95V76L96 77H94L95 78V81L93 80V84H92V86L91 85H89V89H88V95H87V100H89V101H92L93 99H94V96L95 95H97V92H99V90H100V88H101V86H102V84L104 83H102V76L101 75H103V72L104 71H102L103 69H102V67H103V65H105V64H103ZM105 62V63H106ZM111 62V61H110ZM138 62V61H137ZM252 62V61H251ZM250 62V63H251ZM8 63H9V61H8ZM30 63H31V61H30ZM42 63H45V62H42ZM95 63V62H94ZM122 64L120 65L121 66V68H120V71H121V69L122 70H124V71H121L120 73H122V72H124L123 73V75H128V76H126V77H128L127 79H128V84H129V88H128V90L127 89H125V90H127V92H126V95H127V97H129L128 98V100L129 99H132L133 97H134V95H135V93H136V86L137 85H140V83L143 81V80H145L144 79V77H146L145 76V73L139 68L140 66H138V64L137 63H133V65L131 64V66H129L128 64L126 65V63H124L123 64V62H121ZM246 63V64H247ZM257 63H255L253 66H252V64H248L247 66L249 67V70H250V74H251V76H253V77H255V76H261V73L262 72H264V70H263V68H264V64H263V66H262V69L260 70V68L258 69V65H257ZM173 64V63H172ZM246 64L244 65V63L242 64V65H244L245 67H246ZM10 65V64H9ZM30 65V64H29ZM31 65H32V63H31ZM140 65V64H139ZM205 65V64H204ZM217 65V64H216ZM27 66V65H26ZM34 66H36V64L34 65ZM33 66V67H34ZM38 66V65H37ZM45 66H46V64H45ZM79 66V65H78ZM107 66V67H108ZM260 66V65H259ZM104 67H106V65L104 66ZM111 67V66H110ZM109 67V68H110ZM117 67V66H116ZM118 67H119V65H118ZM171 67V66H170ZM186 67V66H185ZM109 68H108V73H109ZM171 68H173V67H171ZM192 68V67H191ZM6 69V68H5ZM24 69H26V68H24ZM36 69V68H35ZM39 69V68H38ZM80 69V68H79ZM106 69V68H105ZM104 69V70H105ZM114 69V68H113ZM112 69V70H113ZM251 69H253V70H251ZM258 69V70H257ZM28 70H30V69H28ZM32 70V69H31ZM43 70V69H42ZM117 69L115 68V71H116ZM210 70V69H209ZM263 70V71H262ZM24 71H26V70H24ZM39 72V71H41V70H36V72ZM76 71V72H75ZM94 71V70H93ZM96 71V70H95ZM160 71V70H159ZM37 72V73H38ZM233 72V71H232ZM26 73V72H25ZM36 73V74H37ZM43 73H44V71H43ZM73 73V74H74ZM102 73V74H101ZM114 73V72H113ZM113 73H112V75H113ZM116 73V72H115ZM147 73V72H146ZM149 73V72H148ZM168 73V72H167ZM170 73V72H169ZM7 74V73H6ZM38 74H41V73H38ZM105 74H107V70H106V73ZM109 74H111V73H109ZM218 74V73H217ZM231 74V73H230ZM240 74V73H239ZM21 75V74H20ZM32 75H34V74H32ZM53 75L55 76V78H50V77H53ZM80 75V74H79ZM111 75V76H112ZM248 75H249V72H248ZM4 76V75H3ZM35 76V75H34ZM49 76V77H48ZM67 76V75H66ZM73 76V75H72ZM76 76H77V73H76ZM114 76V75H113ZM236 76V75H235ZM37 77V76H36ZM44 77V76H43ZM79 77V76H78ZM102 77V78H101ZM106 77V76H105ZM125 77V76H124ZM5 78V77H4ZM15 78V77H14ZM23 78V77H22ZM76 78V77H75ZM93 78V79H94ZM107 78V77H106ZM112 78H114V77H112ZM211 78V77H210ZM252 78V77H251ZM26 79V78H25ZM24 79V80H25ZM40 79V78H39ZM42 79V78H41ZM69 79H70V77H69ZM102 79V80H101ZM126 79V78H125ZM127 79H126V82H127ZM223 79V78H222ZM255 79V78H254ZM257 79H259V78H257ZM37 80H38V78H37ZM101 80V82H99ZM105 80H107V79H105ZM171 80V79H170ZM190 80V79H189ZM256 80V79H255ZM33 81H35V80H33ZM40 82H41V80H39ZM38 81V82H39ZM215 81V80H214ZM248 81V80H247ZM259 81V80H258ZM257 81V82H258ZM2 82V81H1ZM62 82V81H61ZM66 82V81H65ZM193 82V81H192ZM213 82V81H212ZM236 82V81H235ZM90 83V82H89ZM92 83V82H91ZM90 83V84H91ZM106 83H107V81H106ZM106 83H105V85H106ZM122 83V82H121ZM124 83H125V81H124ZM124 83H122L121 85L122 86H125V87H123V88H127V84H124ZM178 83V82H177ZM233 83V82H232ZM7 84V83H6ZM22 84V83H21ZM39 84V83H38ZM172 84V83H171ZM197 84H199V83H197ZM196 84V85H197ZM23 85V84H22ZM83 85V84H82ZM127 85V86H126ZM134 85H136V86H134ZM152 85V84H151ZM12 86V85H11ZM109 86H110V84H109ZM255 86V85H254ZM15 87V86H14ZM29 87V86H28ZM56 87H58V86H56ZM62 87V86H61ZM103 87V86H102ZM139 87V86H138ZM211 87V86H210ZM218 87V86H217ZM230 87V86H229ZM246 87V86H245ZM261 87H262V85H261ZM63 88V87H62ZM105 88H107V87H105ZM151 88V87H150ZM27 89V88H26ZM33 89V88H32ZM108 89V88H107ZM121 89V88H120ZM119 88H118V90H120ZM139 89H141V88H139ZM147 89V88H146ZM152 89V88H151ZM14 89H12V90H10V93L9 94H7L6 96H4V98L3 99H1L0 100V102L1 103H3L2 104V106H1V108L3 107V105H4V103H6L5 105L7 106V104L8 103H10V101H12V100H15L16 99V96H14V94L12 93V91H13ZM22 90V89H21ZM105 90V89H104ZM18 91V90H17ZM32 91V90H31ZM101 91V90H100ZM107 91V90H106ZM115 91V90H114ZM122 91V90H121ZM182 91V90H181ZM2 92V91H1ZM67 92V91H66ZM116 92H117V90H116ZM124 92V93H125ZM16 93H18V92H16ZM15 93V94H16ZM58 93V92H57ZM56 93V95H58ZM111 93V92H110ZM128 93V94H127ZM243 93V92H242ZM6 94V93H5ZM27 94H29V93H27ZM112 94V93H111ZM115 94V93H114ZM119 94V93H118ZM179 94V93H178ZM4 95V94H3ZM17 95V94H16ZM123 95V94H122ZM125 95V96H126ZM170 95V94H169ZM24 96V95H23ZM29 96V95H28ZM59 96V95H58ZM115 96H118V95H116L115 94ZM114 96V97H115ZM121 96V95H120ZM13 97H15L14 99H13ZM55 97H57V100L55 99ZM66 97H67V95H66ZM86 97V96H85ZM224 97V96H223ZM73 98V97H72ZM120 98V97H119ZM109 99V98H108ZM114 99V98H113ZM126 99V98H125ZM134 99V98H133ZM54 100H55V102H54ZM60 100V99H59ZM135 100V99H134ZM155 100V99H154ZM158 100V99H157ZM179 100V99H178ZM185 100V99H184ZM65 101V100H64ZM103 101V100H102ZM101 101V102H102ZM132 101V100H131ZM159 101H161V99L159 100ZM176 101V100H175ZM12 102H14V101H12ZM25 102V101H24ZM52 102H54V103H52ZM94 102H96V101H94ZM117 102V101H116ZM125 102V101H124ZM127 102H130V100L129 101H127ZM144 102V101H143ZM155 102V101H154ZM15 103H16V101H15ZM57 103V102H56ZM89 103V102H88ZM132 103V102H131ZM134 103V102H133ZM189 103V102H188ZM13 104V103H12ZM54 104V105H53ZM85 104V103H84ZM83 104V105H84ZM93 104V103H92ZM95 104V103H94ZM93 104V105H94ZM108 104V103H107ZM116 104V103H115ZM114 104V105H115ZM122 104V103H121ZM156 104V103H155ZM161 104V103H160ZM165 104V103H164ZM1 105V104H0ZM4 105V106H5ZM9 105V104H8ZM10 105H11V103H10ZM10 105H9V107H10ZM16 105V104H15ZM15 105H13V106H15ZM19 105V104H18ZM112 105V104H111ZM123 105H125V104H123ZM167 105V104H166ZM192 105V104H191ZM5 106V107H6ZM57 106V105H56ZM61 106V105H60ZM86 106V105H85ZM163 106H165V105H163ZM221 106V105H220ZM254 106V105H253ZM4 107V108H5ZM8 107V108H9ZM21 107V106H20ZM19 107V108H20ZM26 107V106H25ZM116 107V106H115ZM118 107V106H117ZM160 107V106H159ZM205 107V106H204ZM207 107V106H206ZM1 108H0V110H1ZM11 108V107H10ZM14 108V107H13ZM18 108V107H17ZM18 108V109H19ZM24 108V107H23ZM27 108V107H26ZM25 108V109H26ZM86 108V107H85ZM96 108V107H95ZM222 108V107H221ZM12 109V108H11ZM11 109H10V111H11ZM100 109V108H99ZM104 109H105V107H104ZM134 109V108H133ZM184 109V108H183ZM2 110H4V109H2ZM20 110V109H19ZM90 110V109H89ZM98 110V109H97ZM115 110V109H114ZM204 110V109H203ZM237 110V109H236ZM5 113H6V108H5ZM4 111H1V112H3L4 113ZM9 111V110H8ZM103 111V110H102ZM12 112V111H11ZM75 112V111H74ZM81 112V111H80ZM90 112H91V110H90ZM95 112V111H94ZM107 112V111H106ZM119 112V111H118ZM157 112V111H156ZM8 113V112H7ZM50 113V112H49ZM84 113V112H83ZM93 113V112H92ZM98 113V112H97ZM237 113V112H236ZM2 114V113H1ZM0 114V115H1ZM25 114V113H24ZM66 114H67V112H66ZM109 114V113H108ZM107 114V115H108ZM186 114V113H185ZM2 115H4V114H2ZM9 115V114H8ZM16 115V114H15ZM23 115V114H22ZM28 115L26 114V116L28 117ZM85 115V114H84ZM90 115V114H89ZM111 115V114H110ZM160 115V114H159ZM26 116H24L25 117V119H26ZM103 116V115H102ZM156 116H157V113H156ZM176 116V115H175ZM258 116V115H257ZM10 117H11V115H10ZM72 117V116H71ZM97 117V116H96ZM99 117V116H98ZM101 117V116H100ZM99 117V118H100ZM162 117V116H161ZM5 118V117H4ZM16 118V117H15ZM74 118H76V117H74ZM74 118H72V119H74ZM83 118V117H82ZM104 118H106V116H104L103 117V119ZM0 119H2V118H0ZM8 119H10V118H8ZM51 119V118H50ZM58 119V118H57ZM72 120L71 118H70V116H68V117H66L65 118V120ZM94 119V118H93ZM93 119H91V120H93ZM101 119V118H100ZM152 119V116H150V117H143V119L141 120V126H140V130L142 131V132H144V133H148L149 131H152L150 128H152L151 126H153V120H151ZM154 119V118H153ZM156 119V118H155ZM162 119V118H161ZM3 120V119H2ZM5 120H6V118H5ZM12 120V119H11ZM63 120V119H62ZM78 120V119H77ZM89 120V119H88ZM99 120V119H98ZM102 120V119H101ZM100 120V121H101ZM196 120V119H195ZM17 121V120H16ZM58 120H56L55 122H57ZM95 121V119L93 120V122ZM104 121V120H103ZM102 121V122H103ZM106 121H108L107 120V118H106ZM157 121V120H156ZM19 122V121H18ZM59 122V121H58ZM96 122H98V121H96ZM161 122V121H160ZM24 123V122H23ZM64 123V122H63ZM98 123H101V122H98ZM98 123H97V125H98ZM103 123H105V122H103ZM234 123V122H233ZM5 124V123H4ZM25 124H27V123H25ZM92 124V123H91ZM96 124V123H95ZM94 124V125H95ZM161 124V123H160ZM163 124V123H162ZM14 125H15V123H14ZM19 125V124H18ZM84 125H86V124H84ZM90 125V124H89ZM102 125H104V124H102ZM106 125H107V122H106ZM116 125V124H115ZM173 125V124H172ZM206 125V124H205ZM2 126V125H1ZM1 126H0V128H1ZM26 126V125H25ZM25 126H23V127H25ZM107 126H109V125H107ZM174 126V125H173ZM187 126V125H186ZM229 126V125H228ZM20 127H22V126H20ZM27 127V126H26ZM25 127V128H26ZM31 127V128H32ZM80 127V126H79ZM85 127V126H84ZM97 127V126H96ZM102 127V126H101ZM104 127H106V126H104ZM154 127V126H153ZM3 128V127H2ZM6 128H9V127H6ZM71 128V127H70ZM125 128V127H124ZM4 129V128H3ZM12 129V128H11ZM10 129V130H11ZM24 129V128H23ZM27 129H29V128H27ZM34 129V128H33ZM33 129H31V130H33ZM37 129H35L36 131H37ZM74 128H71V130H73ZM76 129V128H75ZM79 129V128H78ZM81 129V128H80ZM91 129V128H90ZM90 129H88L89 131H90ZM99 129V128H98ZM113 129V128H112ZM159 129V128H158ZM166 129V128H165ZM9 130V129H8ZM10 130L8 131V132H6V131H1L0 132V138L1 137H4V135H6V134H9V132H10ZM25 130V129H24ZM30 130V129H29ZM34 130V131H35ZM84 130V129H83ZM95 131H97V128L96 129H94ZM105 130V129H104ZM114 130V129H113ZM75 131V130H74ZM88 131V132H89ZM92 131V130H91ZM91 131L89 132V133H91ZM95 131H92V133L93 132H95ZM179 131V130H178ZM247 131V130H246ZM15 132V131H14ZM13 132V133H14ZM20 132V131H19ZM38 132H39V130H38ZM73 132V131H72ZM78 132V131H77ZM81 132H83L84 133V131H81ZM117 132V131H116ZM172 132V131H171ZM193 132V131H192ZM192 132H190V133H192ZM33 133V132H32ZM36 133V132H35ZM34 133V134H35ZM43 133V132H42ZM79 133V132H78ZM83 133L81 134V135H83ZM97 133H99L98 131L94 134V135H96ZM112 133V132H111ZM187 133V132H186ZM189 133V134H190ZM217 133V132H216ZM229 133V132H228ZM12 134V133H11ZM11 134H10V136H11ZM29 134V136H30V133H28ZM45 134V133H44ZM74 134V133H73ZM93 134H91V135H93ZM100 134V133H99ZM113 135L112 136H114V133H112ZM116 134V133H115ZM167 134V133H166ZM175 134V133H174ZM177 134V133H176ZM179 134V133H178ZM79 135V134H78ZM86 135V134H85ZM106 135V134H105ZM132 135V134H131ZM168 135H169V133H168ZM182 135V134H181ZM180 135V136H181ZM7 136V135H6ZM13 136V135H12ZM43 136H45V135H43ZM127 136V135H126ZM145 136V135H144ZM148 136V135H147ZM210 136H212V135H210ZM219 136V135H218ZM79 137V136H78ZM93 137H95V136H93ZM101 137V136H100ZM125 137V136H124ZM151 137V136H150ZM183 137V136H182ZM186 137V136H185ZM249 137V136H248ZM255 137V136H254ZM10 138H12V137H10ZM127 138V137H126ZM177 138H178V136H177ZM8 139H9V137H8ZM14 139V138H13ZM117 139V138H116ZM189 139V138H188ZM1 140H2V138H1ZM120 140H121V138H120ZM124 140V139H123ZM129 140H131V139H129ZM210 140V139H209ZM3 141H6V139L5 140H3ZM1 143V146H0V148H2L3 149V147H2V144H4V142H2V141H0ZM118 143H119V140L117 141ZM116 142V143H117ZM168 142V141H167ZM127 143H128V141H127ZM11 144V143H10ZM129 144V143H128ZM127 144V145H128ZM166 144V143H165ZM5 145V144H4ZM87 145V146H86ZM123 145V144H122ZM6 146V145H5ZM4 146V147H5ZM8 146V145H7ZM10 146H12V145H10ZM10 146H8V147H10ZM90 146V147H91ZM130 146V145H129ZM17 147V146H16ZM92 147V148H93ZM13 148H15V146H13ZM12 148V149H13ZM165 148V147H164ZM167 148V147H166ZM8 150H6L5 151V149L3 150V151H5V153L8 151L9 152V148H7ZM12 149L10 150L11 152H13L12 151ZM22 149H24V150H26V151H24V150H22ZM89 151H90V149L89 148H87ZM96 149H94V150H96ZM100 149H97V151L98 150H100ZM231 149V148H230ZM1 150V149H0ZM32 150V149H31ZM47 150V151H46ZM87 150V151H88ZM130 150V149H129ZM150 151H151V149H149ZM152 150H154V149H152ZM161 150H164V149H161ZM243 150H244V148H243ZM97 151H95V152H97ZM104 151V150H103ZM166 151V150H165ZM163 152V157H161L162 159H164V160H168V159H172V158H180V159H183V160H185L186 158H185V156H184V154L182 155V154H178V153H174L173 151L172 152ZM168 151V150H167ZM176 151V150H175ZM260 151V150H259ZM10 152V153H11ZM15 153H16V150L14 151ZM91 152V151H90ZM89 152V154H91L92 152H93V150H92V152L90 153ZM101 151H99L98 153H100ZM128 152V151H127ZM158 152V151H157ZM247 152V151H246ZM246 152H242V155L243 156H245L244 154H246ZM10 153H7L6 155H8V156H10V155H12V156H10V157H13V156H15V155H13V153L12 154H10ZM14 153V154H15ZM97 153V154H98ZM103 153V152H102ZM161 153V152H160ZM179 153H181V151L179 152ZM186 153V152H185ZM10 154V155H9ZM21 154H19V155H21ZM81 154V153H80ZM87 154H88V152H87ZM108 154V153H107ZM106 154V155H107ZM110 154V153H109ZM156 154V153H155ZM188 154V153H187ZM2 155H3V158H5L4 157V152L2 153ZM5 155V156H6ZM93 157H94V152H93ZM91 155V156H92ZM103 154H101V156H102ZM105 155V156H106ZM110 155H112V154H110ZM114 155V154H113ZM116 155V154H115ZM123 155V154H122ZM126 155V154H125ZM241 155V154H240ZM246 155H248V153L246 154ZM8 156H6V160H8V159H10V157L9 158H7ZM27 156V155H26ZM28 156H29V154H28ZM27 156V157H28ZM52 156V158H54ZM71 156H73V155H71ZM70 156V157H71ZM78 156V155H77ZM76 156V157H77ZM80 156V155H79ZM85 156V155H84ZM89 156V155H88ZM108 156V155H107ZM106 156V157H107ZM32 157H31V159H32ZM82 157V156H81ZM90 157V156H89ZM89 157H88V159H89ZM115 157V156H114ZM119 157V156H118ZM121 157V156H120ZM123 157V159H124V156H122ZM159 157V156H158ZM239 157V156H238ZM2 158V157H1ZM30 158V157H29ZM40 158H42L41 160L44 162H42L41 160H40ZM73 158V159H72ZM69 161L72 163V161L73 160H75L74 158L75 157H72ZM78 159L80 158V157H77ZM76 158V159H77ZM85 158V157H84ZM94 158H101V160L104 158L105 159V157H100V154L98 155V157L96 156V157H94ZM157 158V157H156ZM176 158V159H177ZM13 159H14V157H13ZM46 159V160H45ZM86 159V158H85ZM84 159V160H85ZM109 159V158H108ZM123 159H120V160H123ZM158 159V158H157ZM224 159V158H223ZM5 160V159H4ZM4 161V162H2L1 160V162L2 163H5L6 165H7V161ZM21 160V159H20ZM28 160V159H27ZM27 160H24V161H26L27 162ZM30 160V159H29ZM52 160V161H51ZM50 161L51 162H53L54 161V159H51ZM72 160V161H71ZM80 161H83L82 159H79ZM79 160H76L77 162L75 163V164H79L78 163V161ZM91 160V159H90ZM90 160L88 161V162H90ZM93 160V159H92ZM113 160V159H112ZM139 160V159H138ZM9 161V160H8ZM31 160L29 161V162H32ZM94 161V160H93ZM97 160L95 159V161L94 162H96ZM126 161V160H125ZM132 161V160H131ZM162 161V160H161ZM182 161V160H181ZM10 162V161H9ZM9 162H8V164H9ZM25 162V163H26ZM32 162V163H33ZM39 162H42V163H40V165H39ZM55 162V161H54ZM74 162V161H73ZM99 162V161H98ZM97 162V163H98ZM102 162V161H101ZM100 162V163H101ZM122 162V161H121ZM134 162H136V161H134ZM203 162V161H202ZM204 162H206V161H204ZM11 163V162H10ZM35 163H33V165L35 164ZM69 163V162H68ZM81 163H84V162H81ZM80 163V165H82V166H84L83 164H81ZM96 163V164H97ZM100 163H98L97 164V166L98 165H100ZM103 163V162H102ZM101 163V164H102ZM111 163V162H110ZM126 163H129V162H127L126 161ZM133 162H131V164H132ZM138 163V162H137ZM137 163H135V165L137 164ZM157 163V162H156ZM208 163V162H207ZM223 163V162H222ZM4 164V165H5ZM14 164V163H13ZM23 164V163H22ZM27 164V163H26ZM70 164V163H69ZM95 166H96V164L95 163H93ZM140 164V163H139ZM151 164H153V163H151ZM160 163H158L157 165H159ZM169 164V163H168ZM209 165H210V163H208ZM4 165H2V166H4ZM21 165V164H20ZM27 165H32V164H30V163H28ZM32 165V166H33ZM36 165V164H35ZM105 165H106V163H105ZM110 165V164H109ZM124 165H125V162H124ZM129 165H130V163H129ZM133 165V164H132ZM132 165H130V166H132ZM165 165V164H164ZM205 165H206V163H205ZM213 165V166H212ZM211 166H209V169L210 168H215V169H217L218 171H222V172H228V169H230V170H233V171H235V174L236 173H238V175L239 174H241V175H244V177L246 176H248V175H250L251 173H254L253 171L254 170H251L250 168H252V167H250L249 165H243L242 167H234V165H233V167H229V166H227V164L226 165H224V164H220V163H218V164H212ZM238 165V164H237ZM0 166H1V163H0ZM9 167H10V165H8ZM22 166V165H21ZM20 166V167H21ZM31 166V167H32ZM42 166H40L41 168H42ZM64 166H66V164H64ZM68 166V165H67ZM77 166V165H76ZM86 166V165H85ZM84 166V168H86ZM90 166H93L92 165V163L90 164ZM103 167H104V169H105V166L104 165H102ZM106 166H108V165H106ZM126 166H128V165H126ZM129 166V167H130ZM155 166H156V164H155ZM161 166H163V164L161 165ZM241 166V165H240ZM5 167V166H4ZM4 167H3V169H4ZM7 167V166H6ZM5 167V168H6ZM23 167V166H22ZM22 167H21V169H22ZM30 167V166H29ZM37 167V168H38ZM40 167L38 168V170H35V171H33L34 173H36V174H39V173H37L36 171H42L43 172V170L45 169V168H43V169H41L40 170ZM45 167V166H44ZM133 167V166H132ZM145 167V166H144ZM147 167L148 166H146V168L145 169H147ZM176 167V166H175ZM193 167V166H192ZM203 167V166H202ZM2 168V167H1ZM18 168V167H17ZM25 168V167H24ZM24 168H23V171H24ZM34 168H36V166L34 167ZM98 168H100V167H98ZM148 168H151V166H149ZM199 168V167H198ZM33 169V168H32ZM32 169H30V170H32ZM45 169V170H46ZM89 169V168H88ZM87 169V170H88ZM103 169V168H102ZM107 169V168H106ZM109 169V168H108ZM125 169V168H124ZM144 169V170H145ZM161 170H160V174H161V178L159 177L160 175H158V177L162 180V178L164 179V178H167V177H170L171 175H174V176H176L177 178H179V176H184V175H189L190 176V174H192V173H190V172H184V171H180L181 169H179V170H176V169H178V168H176V169H171V167L170 168H166V167H162V168H160ZM18 170H19V168H18ZM16 171V172H18L17 174H18V177L20 176V172H23V171H21L20 170V172L19 171ZM26 170H27V166H26ZM61 170V171H60ZM110 170V169H109ZM116 170V169H115ZM141 170V169H140ZM204 170V169H203ZM7 171V170H6ZM29 171V170H28ZM59 171H60V173H59ZM63 171H65V170H63ZM95 171V170H94ZM98 171V170H97ZM152 171V170H151ZM214 171V170H213ZM0 172H2L1 171V169H0ZM7 172H9V170L7 171ZM16 172H15V174H16ZM46 172V171H45ZM99 172V171H98ZM102 172V171H101ZM141 172H142V170H141ZM144 172V171H143ZM142 172V173H143ZM146 172V171H145ZM144 172V173H145ZM149 172V170L147 171V174L150 176L151 174H149L148 173ZM221 172V173H222ZM3 173V172H2ZM6 173V172H5ZM29 173H30V175H29ZM28 174H24V175H22L21 174V176H23L22 178L21 177H19L18 179V181H16V183H13V184H15L16 185V193L18 194V195H16V196H18V198L17 197H15V198H17V200H16V206H14V208L16 207L17 208V206H18V208L16 209V210H19V211H21L20 212V214H19V212H18V214H16V216H19V218L16 220L15 219V226H14V229H13V231H11L12 232V234H10L11 235V242L9 243V245H11L12 244V251H10L9 249V253H10V255H9V253H8V255H9V257H8V259L10 260V261H7V263L8 264H19V260L20 259H23L24 257H25V255L26 254H30V255H32L30 258H31V261H30V263L31 264H45L44 263V259L45 258H43L44 257V253L45 252H47V251H49V250H51V248H52V246H53V244H54V242H55V237H56V235L54 236V235H52V236H49V237H47L46 235H45V233H42V231H41V233L43 234H41V233H39V230H40V228H43V227H41V224H40V226H39V229H38V231L37 232H35L36 231V225L38 224V221L37 220H39V219H36L37 218V216L39 215L38 214V212H37V209L36 208H38V202L39 201H43L44 202V198H41L40 199V197H42L44 194H43V192L42 191H44L43 190V188H41L40 187V185H39V183L40 182H42V181H39L41 178L42 179H44L43 177H44V175H43V177H39V176H37L36 175V177H38V179L39 180H37V181H39V183L37 182V184L35 183L36 182V180H35V178L33 177V173L30 171ZM46 173V174H47ZM106 173V172H105ZM104 173V174H105ZM151 173V172H150ZM190 173V174H189ZM233 173V172H232ZM43 174H45L44 172H43ZM57 174H59V175H57ZM95 174H97V172L95 173ZM102 174V173H101ZM103 174V175H104ZM153 174V173H152ZM159 174V173H158ZM196 174V173H195ZM5 175V174H4ZM35 175V174H34ZM40 176H42V174H39ZM62 175V174H61ZM87 175V174H86ZM92 175V174H91ZM106 175V174H105ZM110 175H111V172H110ZM145 175H146V173H145ZM147 175V176H148ZM155 175H157V174H155ZM237 175V174H236ZM7 176V175H6ZM16 176V175H15ZM46 176V175H45ZM93 176V175H92ZM98 177V175H95V177ZM100 176V175H99ZM193 176V175H192ZM197 176L198 175H196V178H197ZM203 176V175H202ZM63 177H65V176H62V178ZM94 177V179L93 180H96L97 181V179L98 178H95ZM102 177H104V176H101V177H99V179L101 180V178ZM107 177V176H106ZM106 177L105 178H102V179H106ZM132 177V176H131ZM145 177V176H144ZM157 177V176H156ZM157 177V178H158ZM175 177V178H176ZM206 177V176H205ZM214 177V176H213ZM217 177H219V176H217ZM217 177H215L214 179H217ZM249 177V176H248ZM8 178V177H7ZM48 178H47V180H48ZM60 178V177H59ZM58 178V179H59ZM62 178H60V179H62ZM78 178V177H77ZM109 178H110V176H109ZM109 178H107V180H101V183H103L102 181H105V183H104V185L105 186H103L102 188H103V190L102 189H100V192H101V190H102V192H101V195L99 196V199H98V197H96L98 200H99V202H98V204L100 203L101 204V206L102 207H105L104 208V210L105 211H107L106 210V207H108L109 205H111L112 204V202L114 201V196L117 194V192L119 191V188H120V186H122L121 185V183H123V182H121V183H119V181H116V180H114V178L113 179H109ZM112 178V177H111ZM177 178H176V180H177ZM184 178H185V176H184ZM207 178H209L208 176H207ZM17 179V178H16ZM16 179H14V180H16ZM32 179H33V181L35 180V182H34V184L32 183ZM41 179V180H42ZM59 179V180H60ZM85 179V178H84ZM89 179V178H88ZM98 179V181L97 182H99L100 180ZM145 179V178H144ZM188 179H190V178H188ZM194 179H195V176H194ZM202 179H206V178H202ZM212 178H210V180H211ZM12 180V179H11ZM91 180V179H90ZM90 180H89V182H90ZM118 180V179H117ZM185 180V179H184ZM209 180V179H208ZM224 180V179H223ZM223 180H221L222 181V183L224 184V182H226V181H224L223 182ZM226 180V179H225ZM43 181H46L45 179L43 180ZM82 181V180H81ZM92 181V180H91ZM94 182V183H96V185H98L97 184V182ZM107 181V182H106ZM150 181V180H149ZM175 181V180H174ZM178 181V180H177ZM215 181H217V180H215ZM15 182V181H14ZM49 182V181H48ZM53 182V181H52ZM56 182H57V180H56ZM73 182H75V181H73ZM72 182V183H73ZM85 182V181H84ZM126 182V181H125ZM168 182V181H167ZM187 182V181H186ZM200 182V181H199ZM210 182V181H209ZM229 182V181H228ZM7 183V182H6ZM44 183V182H43ZM59 183V182H58ZM76 183V182H75ZM78 183V182H77ZM87 183V182H86ZM91 183V182H90ZM202 183V182H201ZM215 183V182H214ZM2 184V183H1ZM12 184V183H11ZM11 184H9V185H11ZM35 184L36 185H39V186H35ZM45 185H43V187L45 186L46 187V182L44 183ZM49 184V183H48ZM63 184L65 185V183H64V181H63ZM62 184V185H63ZM82 184V183H81ZM170 184V183H169ZM220 184H221V182H220ZM229 184V183H228ZM235 184V183H234ZM233 184V185H234ZM245 184V183H244ZM41 185H42V183H41ZM68 185V184H67ZM67 185H65V186H67ZM70 185V184H69ZM74 185H76V184H74ZM78 185V184H77ZM83 185V184H82ZM89 185V184H88ZM91 185V184H90ZM89 185V186H90ZM93 185V184H92ZM91 185V186H92ZM239 185V184H238ZM246 185V184H245ZM13 186V185H12ZM32 186V187H31ZM52 186V185H51ZM64 186V188H67V187H65ZM87 186V185H86ZM94 186H95V184H94ZM94 186H92V187H94ZM99 186H101L100 185V182H99ZM227 186V185H226ZM237 186V185H236ZM235 186V188H237V189H239L240 187H241V184L239 185L240 187L238 188V187H236ZM248 186H250V185H248ZM8 187V186H7ZM11 187V186H10ZM33 187H40V189H42L41 191L39 190V189H33ZM49 187V186H48ZM48 187H47V189H48ZM61 187H63V186H61ZM73 187V185H71V187L70 188H72ZM78 187V186H77ZM80 187H82L81 185H80ZM84 187V186H83ZM98 187V186H97ZM230 187V189L229 190H227V193H226V195L228 194V195H231L232 194V186H229ZM253 187V186H252ZM1 188H3V187H1ZM0 188V189H1ZM52 188V187H51ZM69 187H68V191H69V189H70ZM90 188V187H89ZM95 188V187H94ZM93 188V190H91V191H93L94 192V190L95 191H97L98 190V188H97V190L96 189H94ZM101 188V187H100ZM234 188V187H233ZM7 189V188H6ZM33 189V190H32ZM59 189H61V188H59ZM63 189V188H62ZM73 189V188H72ZM92 189V188H91ZM125 189V188H124ZM137 189V188H136ZM150 189V188H149ZM170 189V188H169ZM252 189V188H251ZM254 189H255V186H254V188L252 189L253 191H254ZM258 190H256V191H259V188H257ZM2 190V189H1ZM49 190V189H48ZM52 190H54V189H52ZM64 190V189H63ZM80 190V189H79ZM83 190H85V189H83ZM88 190V189H87ZM263 190V189H262ZM13 191H14V189H13ZM72 191V190H71ZM90 191V193H92ZM122 191V190H121ZM136 191V190H135ZM1 192V191H0ZM46 192H47V190H46ZM77 192V191H76ZM81 192V191H80ZM99 192V193H100ZM143 192V191H142ZM260 192V191H259ZM45 193V192H44ZM74 193V192H73ZM83 193V192H82ZM89 193V192H88ZM89 193V194H90ZM96 192H94V194H95ZM119 193V192H118ZM140 193V192H139ZM223 193H225V192H223ZM250 193H251V190L250 189H248L247 188V185L246 186H244V188H243V195H244V201H246L245 199H247V197L250 195ZM264 193V192H263ZM3 194V193H2ZM1 194V195H2ZM5 194V193H4ZM12 194H15V193H12ZM41 194H43L42 196H41ZM49 194H50V192H49ZM97 194H98V191H97ZM96 194V195H97ZM156 194V193H155ZM28 195V196H27ZM47 195V194H46ZM61 195V194H60ZM63 195V194H62ZM66 195V194H65ZM78 195V194H77ZM95 195V196H96ZM141 195V194H140ZM225 195V194H224ZM235 195V194H234ZM234 195H232V196H229L230 198H233L234 197ZM254 195V194H253ZM3 196V195H2ZM5 196V195H4ZM32 197L33 199L32 200H30V198L29 197ZM72 196H73V194H72ZM80 196V193H79V195H78V197ZM83 196V195H82ZM95 196H93V195H91L90 196V198L88 199V201L90 202V203H92V202H94L95 200H96V198H95ZM120 196V195H119ZM7 197V196H6ZM5 197V198H6ZM44 197V196H43ZM46 197V196H45ZM57 197V196H56ZM65 197V196H64ZM74 197V196H73ZM75 197H76V195H75ZM74 197V200L76 199ZM116 198L118 197L117 195L115 196ZM228 197V196H227ZM250 197V196H249ZM9 198L10 197H8L7 198V200H9ZM2 199V200H1ZM14 198H12V200H13ZM40 199V200H39ZM46 199V198H45ZM81 199V198H80ZM119 199V198H118ZM138 199V198H137ZM0 200L2 201V203H3V205H6V203H9V201H11V200H9L8 202H6L5 204H4V202H3V198H0ZM6 200V199H5ZM6 200V201H7ZM61 200V199H60ZM60 200H59V202H60ZM78 201H79V199H77ZM139 200V199H138ZM142 200V199H141ZM147 200V199H146ZM151 200V199H150ZM42 201H41V203H42ZM67 201V200H66ZM73 201V200H72ZM78 201H77V203H78ZM85 201V200H84ZM228 201V200H227ZM243 201V200H242ZM13 202V201H12ZM11 202V203H12ZM70 202H71V199H70ZM76 202V201H75ZM86 202V201H85ZM88 202V203H89ZM115 202V201H114ZM151 202V201H150ZM14 203V202H13ZM45 203V202H44ZM56 203V205H58L59 203L56 201L55 202ZM55 203H54V206H55ZM58 203V204H57ZM95 203V202H94ZM116 203V202H115ZM135 203V202H134ZM144 203V202H143ZM246 203H247V201H246ZM30 204V207H28V208H26L25 206H27V205H29ZM39 204H40V202H39ZM61 204H62V201H61ZM64 204V203H63ZM62 204V205H63ZM76 204V203H75ZM75 204H73V206L75 205ZM82 204V203H81ZM81 204H80V202L77 204V207L78 208H80L81 209ZM83 204L85 205V203L83 202ZM118 204V203H117ZM138 204V203H137ZM139 204H140V201H139ZM139 204H138V206H139ZM142 204V203H141ZM140 204V205H141ZM219 204V203H218ZM3 205H1V206H3ZM13 205V204H12ZM41 205H43V204H41ZM47 205V204H46ZM79 205V206H78ZM86 205H87V203H86ZM94 205H97L96 203L94 204ZM113 205V204H112ZM155 205V204H154ZM154 205H152V206H154ZM163 205V204H162ZM242 205H244V204H242ZM10 206H11V204H10ZM40 206V205H39ZM59 206H61L60 204H59ZM81 206V207H80ZM137 206V205H136ZM144 206V205H143ZM160 206V205H159ZM7 208H8V204H7V206H6ZM23 207H25L24 209H23ZM43 207V209H44V206H42ZM42 207H40V209L42 208ZM88 206H86V208H87ZM89 207H90V204H89ZM88 207V208H89ZM95 207V206H94ZM116 207V206H115ZM118 207V206H117ZM0 208H2V207H0ZM7 208H2L3 209V211H4V209L6 210ZM55 208V207H54ZM57 208V207H56ZM59 208V207H58ZM57 208V209H58ZM61 208H62V206H61ZM65 208V207H64ZM73 208V207H72ZM77 208V209H78ZM85 208V207H84ZM87 208V209H88ZM150 208V207H149ZM153 208V207H152ZM151 208V209H152ZM221 208V207H220ZM225 208V207H224ZM240 208V207H239ZM242 208V207H241ZM1 209V210H2ZM43 209H41L42 210V214H43ZM63 209V208H62ZM68 209V208H67ZM66 209V210H67ZM118 209V208H117ZM121 209V208H120ZM127 209V208H126ZM137 209V208H136ZM156 209V208H155ZM8 210V209H7ZM39 210V209H38ZM60 210V209H59ZM73 210H74V208H73ZM82 210H83V208H82ZM92 210V209H91ZM76 211V210H75ZM126 211V210H125ZM128 211V210H127ZM163 211V210H162ZM161 211V212H162ZM219 211V210H218ZM217 210H216V212H218ZM238 211H240V210H238ZM8 212H9V210H8ZM15 212V211H14ZM17 212V211H16ZM23 212V213H22ZM48 212V211H47ZM58 212V211H57ZM62 212V211H61ZM66 212V211H65ZM67 212H68V210H67ZM71 212V211H70ZM73 212V211H72ZM103 213H105L104 211H102ZM130 212V211H129ZM132 212V211H131ZM137 212V211H136ZM155 212V211H154ZM165 212V211H164ZM163 212V213H164ZM221 212V211H220ZM226 212V210L224 211V213ZM3 213H5V212H2L1 213V216H2V214ZM7 213V212H6ZM50 213V212H49ZM56 213V212H55ZM100 213V212H99ZM106 213H110V212H106ZM124 213V212H123ZM133 214H134V212H132ZM132 213H130V214H128L127 215V217L129 218V217H132L133 215H131ZM219 213V212H218ZM45 214V213H44ZM53 214V213H52ZM57 214V213H56ZM69 214V213H68ZM74 214V213H73ZM136 214V213H135ZM223 214V213H222ZM226 214V213H225ZM240 214V213H239ZM4 215H6V214H4ZM3 215V216H4ZM51 215V214H50ZM50 215H49V217H50ZM66 215H67V213H66ZM70 215V214H69ZM75 215V214H74ZM81 215H83L82 214V211H81ZM103 214H101V216H102ZM2 216V217H3ZM9 216V215H8ZM15 216V217H16ZM54 216V215H53ZM56 216V215H55ZM58 216V215H57ZM78 216V215H77ZM84 216V215H83ZM98 216H100V215H98ZM101 216H100V219H99V221L101 220ZM105 216V214L102 216V218ZM2 217H0V219L2 218ZM47 217V216H46ZM48 217V218H49ZM52 217V216H51ZM70 217V216H69ZM72 217V216H71ZM70 217V218H71ZM74 217V216H73ZM126 217V216H125ZM138 217V216H137ZM165 217H166V215H165ZM220 217H223V219H226L227 218V215L225 216H221L220 215ZM4 218H7L8 219V217H4ZM41 218H43V216H41ZM45 218V217H44ZM53 218V217H52ZM67 218V217H66ZM87 218V217H86ZM95 218V217H94ZM97 218V217H96ZM99 218V217H98ZM128 218H126V219H128ZM132 218H134V217H132ZM171 218V217H170ZM3 219V218H2ZM51 219V218H50ZM49 219V220H50ZM57 219V218H56ZM72 219V218H71ZM75 219V218H74ZM81 219V218H80ZM125 219V220H126ZM222 219V218H221ZM6 220V219H5ZM67 220H68V218H67ZM77 220V219H76ZM79 220V219H78ZM135 220H136V218H135ZM149 220V219H148ZM35 221H37V222H35ZM89 221V220H88ZM92 221H94V220H92ZM98 221V220H97ZM97 221H95V222H97ZM129 221H131V220H129L128 219V225H129ZM224 221V220H223ZM236 221H237V219H236ZM5 222V221H4ZM40 222H43V221H40ZM55 222H57V221H55ZM68 222V221H67ZM76 222H78V221H76ZM95 222H93L94 223V225H89L90 226V230H89V232L87 233V234H89V238H87L88 239V241L90 240V234H91V236H92V234H93V236L95 235V236H97L96 234H98V233H96V226H95ZM127 222V221H126ZM132 222V221H131ZM130 222V223H131ZM137 222V221H136ZM220 222H222V220L220 221ZM229 222V221H228ZM10 223H11V220H10ZM51 223H52V221H51ZM75 223V222H74ZM99 223V222H98ZM98 223H97V225H98ZM133 223V222H132ZM160 223V222H159ZM237 223V222H236ZM3 224V223H2ZM8 224V223H7ZM12 224V223H11ZM63 224V223H62ZM76 224V223H75ZM190 224V223H189ZM227 224V223H226ZM245 224V223H244ZM248 224V223H247ZM39 225V224H38ZM56 225V224H55ZM68 225V224H67ZM78 225H80L79 224V222H78ZM133 224H131V226H132ZM228 225V224H227ZM234 225H235V223L231 226V231L230 232H232L233 231V229H234ZM57 226V225H56ZM55 226V227H56ZM77 226V225H76ZM140 226V225H139ZM186 226V225H185ZM237 226V225H236ZM241 226V225H240ZM1 227V226H0ZM54 227V228H55ZM228 227V226H227ZM230 227V226H229ZM251 227V226H250ZM249 227V228H250ZM2 228V227H1ZM5 227L3 226V229H4ZM12 228V227H11ZM48 228V227H47ZM62 228H64V227H62ZM79 228V227H78ZM130 228V227H129ZM57 229V228H56ZM81 229V228H80ZM98 229H99V226H98ZM138 229V228H137ZM235 229H236V227H235ZM11 230V229H10ZM45 230H47V229H45ZM63 230V229H62ZM65 230V229H64ZM87 230V229H86ZM122 230V229H121ZM126 230V229H125ZM128 230V229H127ZM132 230L133 229H131V231H130V233H129V230H128V232H126V233H129V234H132V235H134L133 233H131L132 232ZM2 231V230H1ZM55 231V230H54ZM58 231V230H57ZM65 231H67V230H65ZM64 231V232H65ZM82 231V230H81ZM234 231H236V230H234ZM48 232H50V231H48ZM59 232V231H58ZM63 232V233H64ZM76 232H78V231H76ZM123 232V231H122ZM124 232V233H125ZM137 232V231H136ZM135 231H134V233H136ZM157 232H159V230L157 231ZM163 232V231H162ZM173 232V231H172ZM80 233V232H79ZM94 233H96V234H94ZM123 233V234H124ZM138 233H140V232H138ZM137 233V234H138ZM187 233V232H186ZM234 233V232H233ZM55 234V233H54ZM58 234V233H57ZM86 234V233H85ZM100 234V233H99ZM111 234V233H110ZM157 234V233H156ZM0 235H2V234H0ZM8 235V234H7ZM70 235V234H69ZM127 235V234H126ZM126 235H125V238L124 239H127L128 238V236L126 237ZM150 235V234H149ZM159 235H160V233H159ZM162 235V234H161ZM213 235V234H212ZM232 235V234H231ZM238 235V234H237ZM62 236V235H61ZM92 236V237H93ZM102 236V235H101ZM105 236V235H104ZM107 236V235H106ZM105 236V237H106ZM136 236V235H135ZM158 236V235H157ZM198 236V235H197ZM85 237V236H84ZM91 237V238H92ZM136 237H138V235L136 236ZM136 237H135V239H136ZM226 237V236H225ZM256 237V236H255ZM2 238V237H1ZM0 238V239H1ZM6 238H7V236H6ZM100 238H102V237H100ZM117 238V237H116ZM120 238V237H119ZM130 238V239H129ZM128 239L130 240V241H132L131 240V238H132V236L131 237H129ZM139 238H141V236H140V234H139ZM158 238V237H157ZM159 238H160V236H159ZM9 239V238H8ZM57 239V238H56ZM69 239H70V237H69ZM72 239V238H71ZM83 239V238H82ZM85 239V238H84ZM94 239V238H93ZM97 239H99L98 237H97ZM127 239V240H128ZM132 239H134V236H133V238ZM133 240V241H139V239H136V240ZM73 240H74V238H73ZM92 240V239H91ZM95 240V239H94ZM116 240V239H115ZM128 240V244H130V243H132V242H130ZM154 240H155V238H154ZM157 240H159V239H157ZM161 240V239H160ZM159 240V241H160ZM1 241V240H0ZM3 241V240H2ZM5 241V240H4ZM9 241V240H8ZM87 241V240H86ZM111 241V240H110ZM137 241V242H138ZM225 241H226V239H225ZM224 241V242H225ZM236 241V240H235ZM234 241V242H235ZM7 242V241H6ZM74 242V241H73ZM90 242V241H89ZM92 242V241H91ZM97 242V241H96ZM124 242H125V240H124ZM127 242V241H126ZM157 242V241H156ZM188 242V241H187ZM5 243V242H4ZM114 243V242H113ZM119 243V242H118ZM140 243V242H139ZM155 243V242H154ZM223 243V242H222ZM230 243H232L231 242V238L230 237H228L227 238V241L225 242V243H223V246H222V248H221V258H223L224 257V254H225V256H226V252L227 251H229V246H230ZM63 244V243H62ZM69 244V243H68ZM82 244V243H81ZM90 244V243H89ZM127 243H125V245H126ZM136 244V243H135ZM214 244V243H213ZM65 245V244H64ZM83 245H84V242H83ZM92 245V244H91ZM115 245H116V243H115ZM132 245V244H131ZM134 245V244H133ZM216 245V244H215ZM258 245H260V244H258ZM0 246H1V244H0ZM4 246V245H3ZM5 246H8V245H5ZM66 246V245H65ZM69 246V245H68ZM95 246H97V245H95ZM100 246V245H99ZM109 246V245H108ZM122 246H124L123 244H122ZM138 247V245H135L134 246V248L135 247ZM179 246V245H178ZM218 246V245H217ZM254 246V245H253ZM10 247V246H9ZM54 247H55V244H54ZM62 247H64L63 245H62ZM72 247V246H71ZM70 247V248H71ZM90 247L91 246H89L88 244L87 245H85L84 246V250H86V251H88V250H91L90 249ZM93 247V246H92ZM91 247V248H92ZM127 247V246H126ZM128 247H130V245L128 246ZM133 247V246H132ZM141 247H143V246H141ZM140 247V248H141ZM32 248H34V249H32ZM37 248V249H36ZM58 248V247H57ZM61 248V247H60ZM89 248V249H88ZM118 248V247H117ZM123 248H125V247H122V249ZM131 248V247H130ZM133 248V249H134ZM157 248V247H156ZM219 248H220V246H219ZM255 248V247H254ZM253 248V249H254ZM3 248H1V250H2ZM5 249H6V247H5ZM64 249V248H63ZM73 249V248H72ZM88 249V250H87ZM111 249V248H110ZM132 249V248H131ZM130 249V250H131ZM148 249V248H147ZM4 250V249H3ZM33 250V251H32ZM119 250V249H118ZM124 250V249H123ZM121 250L122 251V253L123 252H126L127 253V251L126 250ZM128 250V249H127ZM140 251L141 250H143L142 248L141 249H139ZM217 250H218V247H217ZM56 251V250H55ZM54 251V252H55ZM68 251H69V249H68ZM132 251H134V250H132ZM138 251V250H137ZM209 251V250H208ZM219 251V250H218ZM1 252H4V251H1ZM63 252V251H62ZM90 252V251H89ZM130 252V251H129ZM142 252V251H141ZM214 252H216L215 250L212 252V254H214ZM60 253H61V250H60ZM117 253V252H116ZM115 253V254H116ZM126 253H124L123 254V256L126 254ZM133 253V252H132ZM208 253V252H207ZM3 254V253H2ZM1 254V255H2ZM7 254V253H6ZM48 254V253H47ZM62 254V253H61ZM118 254V253H117ZM129 254V253H128ZM146 254V253H145ZM210 254H211V252H210ZM229 254V253H228ZM7 255V256H8ZM46 255V254H45ZM49 255V254H48ZM90 255V254H89ZM96 255V254H95ZM120 255H122L121 253H120ZM2 256H5V254H3ZM62 256V255H61ZM69 256V255H68ZM219 256V255H218ZM66 257H67V255H66ZM82 257V256H81ZM114 257V256H113ZM131 257V256H130ZM2 258V257H1ZM47 258V257H46ZM88 258V257H87ZM4 259V258H3ZM24 259H26V258H24ZM65 259V258H64ZM99 259H101V258H99ZM103 259V258H102ZM225 259V258H224ZM7 260V259H6ZM28 260H30L29 258L27 259V261ZM120 260V259H119ZM211 260V259H210ZM223 260V259H222ZM222 260H221V264H222ZM21 261V260H20ZM47 262H49L48 260H46ZM89 261V260H88ZM145 261H147V260H145ZM209 261V260H208ZM207 261V262H208ZM61 262V261H60ZM103 262V261H102ZM115 262V261H114ZM148 262H149V260H148ZM1 263V262H0ZM6 263V264H7ZM27 263V262H26ZM63 263V262H62ZM68 263V262H67ZM101 263V262H100ZM104 263V262H103ZM116 263H118V262H116ZM115 263V264H116ZM23 264V263H22ZM61 264V263H60ZM71 264V263H70ZM99 264V263H98ZM120 264V263H119ZM218 264H220V263H218Z\"/></svg>",
  "mask_w": 264,
  "mask_h": 264
}]
</instances>
